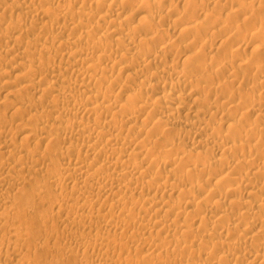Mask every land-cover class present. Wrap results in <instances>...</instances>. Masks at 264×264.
<instances>
[{
	"label": "bare ground",
	"instance_id": "6f19581e",
	"mask_svg": "<svg viewBox=\"0 0 264 264\" xmlns=\"http://www.w3.org/2000/svg\"><path fill=\"white\" fill-rule=\"evenodd\" d=\"M0 1L3 2L2 0ZM16 1L17 0H15V3H13L14 1H12V4L10 3L11 5L8 7L9 9L6 8V10L8 11L22 10V8L24 9V7L28 5V1L30 0H22L24 1V3L23 2L20 3V1L18 2ZM49 1H52V0H49ZM49 1L47 2V6L45 5L46 9L47 7L49 8L50 6ZM71 1L72 0H70L69 3ZM76 1L78 3V0ZM86 1H88L87 2L88 5L92 4V3H89V0H85V1L82 0L83 3L81 2L82 4H80V7L78 9L76 8L77 13L76 11L75 12L71 11L72 8L70 7L67 10H65L64 13H62L63 11L62 8L64 7L63 9H66L68 7V4H66L67 5L66 7L65 4L64 6H62V4L64 3L63 1H59V2H63L60 5H59V2H56V4L58 3L57 8H60L58 6H61L60 9L62 11H60L59 9L60 11L59 13L63 15H60L59 13H57L59 14V16H57L56 15V12H58V9H57L56 12L54 11L55 16H56L55 18H53L54 16H51L53 10L50 9L47 11L44 7H41L44 5H41L40 7H36V5L34 7L32 5L33 8H31V10L33 9L32 12L35 13L34 17L36 18H34L35 21L33 22L32 20L30 21L28 19L30 21L29 24L32 23L28 26L33 25L34 27H36L38 26V24H41L44 29L42 28L43 30H41L40 32H45V30H47L48 28H51V29L50 31H46L47 34L45 35H43L44 33L43 34L41 33L42 35L40 33H37L39 35L38 36L35 35L36 38L33 36L35 39L33 40V42H31L32 43L31 46L29 43L24 48V45L21 44L22 42L20 44L23 45L24 52H26L27 50L31 52V49H32L34 53L36 52L35 55L33 56H36V54L42 55L43 57L47 56V60L48 61L49 59L52 60L54 66L50 67L51 65L50 66L48 65V67L50 68L47 67L44 69V67L41 68L42 66H44V64L43 65L40 64L41 67L38 68L37 67L38 65H35L34 64L35 62L31 61L32 59H30V61L33 63L31 62L26 63V62L19 61L20 62V63L18 62L19 67L17 68L24 69L25 71V72L19 71V73L16 72L17 74L15 73L16 74L15 78L17 77L16 81L17 80L19 81V83L17 82L16 83L19 85H17L14 82L15 85L14 84L9 85L10 87L7 86L9 87L7 88L9 90H8V93L6 94V98H8L10 95L9 99L11 98L12 95H15V96L17 95L16 97L18 98L19 97L18 94L26 90H29V91L33 90V92L39 93L38 99H36L37 101L35 100V102H32L31 104L30 102L32 99L28 96L29 99L26 101H30V102L27 103L28 104L27 106L25 105L26 101H24V99H21V97H19L24 102L20 101L19 98L18 100L24 103L25 106L22 107L21 105L20 107L14 106V107L9 108L11 109V113L14 112L15 115H17V113H24V114H21L24 116H26L25 114H28V116L30 115L29 117L28 116L27 117L30 119L32 118L31 120L35 119V122H39L37 123V126L39 124V127H35V125H33L34 127L28 126L27 123L30 119L27 118L26 119L27 121L25 120L27 123L24 122L26 124L21 123L18 125V122H19L18 120L16 124L19 130L14 132L15 128L14 130H11V127H8L10 126V123H8L7 118L5 116L3 117L2 115H0L1 116L0 118H4V119H0V151L1 152L3 151L2 154L6 153L13 159V160H9V159H5V157L4 158L0 157V189L4 188V186L5 187L7 186L9 187L10 190L15 191V189H17L21 185L23 186L25 184V181H28L30 179L27 176L28 171L29 172L30 170L31 172L32 170L34 172L36 170L38 171V169H41V168L38 167L36 169V166L40 164H44L49 160L50 162H48L49 164L48 170L49 169L54 170V167H55V171L52 170V172H48V173H46L45 171L43 172L44 174L46 173V175L48 174L47 180L49 181L50 184H54L55 186H57L56 187L57 190H55V192H52L53 193L52 195V193L50 194L49 190L45 189L47 188L46 186L44 187V189H36L38 190L36 192H34L35 187L33 186L32 195H35V198H34L35 200L31 198L33 197L32 195L28 196L30 197L29 201L30 199L33 200V204L38 203L40 201L41 202L44 201L43 203L45 206V204L51 201L50 205L48 204L49 208L46 207L49 210L45 212V214L41 217L42 220H40V218L37 217L40 223L39 230L36 228L37 231H40V228L43 227L44 232H47V235H48V236L46 235L48 239L46 238V236L43 237L46 239H43L42 244L40 243V241H38V243L36 241V239L38 238L41 240L42 235L39 236V234L34 233L36 231V229H34L36 225L32 221L30 223V219L32 217H30V219L28 217L26 218L25 216L19 214V213H22V211H20L21 209L20 210L18 209L20 211L19 213L17 212L16 209H14V206L16 204L12 206L13 205L12 203L20 201V198L22 199L23 196L24 197H27V196L24 194H21L22 196L21 197L19 195L20 193L14 194L13 196L12 195L9 196L11 192L9 194L7 193V195L0 193V208H2V210H0V234H1L0 236L2 237V239L0 238L1 239L0 264H39V263L45 264L46 262L45 259L49 258L50 256H51L50 258L52 259L51 261L46 262V263L49 262L48 264H63L65 262L68 263L69 261L68 258H70V260L72 259L73 263L78 261L77 262L78 264H171L172 262L175 264V261L177 263V259L179 260L178 257L182 258L181 257L182 253L180 249L183 243L185 244L186 242H188L186 245H190L189 243L193 242L191 240L195 241V239L193 238V233L197 234V232L196 231L193 232V231L197 227L193 228V226H190V225H193L194 222L197 221V219L199 218L198 216L200 215L199 213L202 210L203 212H206L205 210L207 209L208 210L213 209V211L214 209L217 210L216 212H214V215L212 217H209L208 216L209 214L207 215L209 211H207L206 214L204 213L206 219H204L203 222L207 221L206 223L204 222L205 223L204 225H206L207 223H209L208 225L211 224L212 225L211 231L212 230H215V231L224 230L227 236L230 235L231 233L242 231L241 240L242 239H244L245 241L247 240L250 244L248 248L243 244V241L228 242V239L226 236L225 240L222 239L221 242H218L220 243L218 245L224 246V248L225 246L228 247L227 249H230V250L227 252V254L231 250L232 251L226 256H223L222 254L221 256L223 257L221 256L219 257V259L222 260L221 261L222 263L234 262V264H264V251L261 250V248L264 249V230H261V231L258 230V232L254 231L258 224H260L261 227L263 226L262 229L264 228V215H262L264 211V210L262 211V209L264 208V192H262L260 195L259 191H262V190L256 191L250 188L253 185V181L255 180L252 177L255 176L254 178H257L256 180H258V177L260 175L263 177V178L261 177L262 180L264 179V146H261L264 144L262 140L263 138H259V140L261 139L260 142L261 141L263 142V144H260V146L263 147L261 149H259L260 147L258 145V141L256 142L254 140L255 139L254 135L255 137L258 134L264 135V126H262V123L259 124V122H262V120L264 121V110H263L264 109V94L261 95V93L264 92L263 91L264 85L262 84L264 83V70H262L261 68L262 62L259 63L260 61H258V65H255V62H257V59L254 56L255 53L257 55V58H258V53L264 54V47H261L262 45H259L261 42L258 44V46L256 44L257 41L261 40L262 38L264 39V32H263L264 27L262 26L263 29H260V30L257 28L260 25H264L263 24L264 19L262 18L263 22H261L259 21V18L261 16L260 17L257 16V18L255 17V19L256 20L258 19L259 23L261 22V24L257 25L258 21H254V23L257 22L256 23L257 26H255L254 23L252 25V22H253L252 20L251 26H249V28L251 29L255 28V30L257 28L258 30L252 32L254 29L252 31L251 29H249L250 31L248 32L247 24L251 20L249 21L247 20L248 18H252V17L246 16L248 12L252 16L258 15V13L256 14V11H254V13L252 11L251 12L249 11L250 10L249 8L251 6L255 7V0L254 2L251 0L253 2V3L250 2L251 5L248 4L249 2L247 4L245 3V1L247 0H245L244 2H241V0H224V2H226L225 5L221 4L223 0H207V1L204 0V2H202L203 0L202 1L197 0V2L198 1L199 2L201 1V2L199 4L197 3L198 6L196 5L197 7L196 6H195L196 8L194 7L195 10L189 9V11H186L188 16L190 15L189 13L191 12H192L191 15H193V12L195 15V12H196L197 16H201V15L213 16L212 12L213 11L215 12L216 10L214 9H217L216 7L218 6V10H219V7L222 8L223 10L224 9L226 11L228 10V12L226 13L227 14L229 13V15L227 16L226 14V17H224L226 20L227 18H230V15H232V17L233 15H237V17L245 16V18H247L246 21L248 22L245 25V28L247 27L246 31L249 33L246 35L244 34L245 28L244 30L241 28L242 30L237 29L235 32H231L233 31L231 29L234 26L228 29L229 26L227 28V25H225L226 22L227 24L230 25L231 23L235 21V19L237 20V17L233 20V22L228 23V21H230L229 19L228 21L224 20L225 22H222L224 18H221L220 17L221 15H216L217 17L219 16L218 19L215 17L217 19V21L215 22V24H217L216 27L212 26L211 23H210L211 26L210 25L208 26L206 24L208 23L207 21L206 23H201V22H204V20L198 22V18L199 19L201 18V17H198L194 19V20H197V22L199 23V29H197V26H194V25H198V24H195L196 22L194 23L193 21L194 23L193 25L192 20H191L192 18H195L197 16L195 17L189 16L191 19L185 16L188 20L185 19L184 17H181L183 16L182 14L180 17H177L179 14L180 8L178 9L179 10L178 13L174 11V8H173L172 10L174 11V14H175L173 16H176L177 18L170 16L171 18H174V19H172L171 21L172 27L169 28L170 27L169 26L168 27L169 29L168 30L166 29L169 35V36L166 35V37L170 38L172 35H174L176 31L178 32V35L179 34L184 35L187 38L192 37L191 38L192 40L189 42H187L189 39L185 40L187 43L183 47L185 48L188 47L187 49L191 47L194 49V47L192 46H196L198 47V50H199V46H197L198 43L200 42L201 44L202 42L205 41V40L203 41L204 33H202L203 35L200 34L199 32L200 29H204L205 32L213 30L211 31L212 33L210 32L211 34L217 33L218 31H223L224 35L222 36V38L219 39L217 46L215 45L216 49L214 52H212L213 50L210 51L208 49H206L205 52L202 50L201 53L198 52L197 54L193 52L194 53V54L192 53L193 56L192 54L190 56L188 55L189 57L185 58L182 62L181 61L179 62L180 65L177 62L176 63L178 65L177 64L173 65V63L169 62L171 63V65L169 64L168 66L170 67L168 68H165V67L163 68L161 66L164 65L167 67V65H165V63H162V61L163 59L166 58L165 55H167V53L170 52L172 48H175L171 44L173 39L172 40L170 39L171 42H169L168 44L166 43L167 46L164 43L163 44L165 46L162 45V43H160L161 47L159 46L160 47L159 50H156L157 48H155V50L152 49V46H151V49H149L146 46L148 49L146 50V47H145L146 51H143L145 53L141 52L144 46L146 45V44L143 45V43L145 42L142 43V46H143V47L141 46L142 50L140 49L141 47H137V45H139L143 41V39L141 40V42H140V39L138 40V42L136 41L138 36H141L138 34L142 32L141 30L143 29L146 30V27H148V25L152 23L151 21L152 19H150L151 17L149 18V16L146 17L147 15L145 16L142 15L144 16L142 20V24L138 20V22H140V23L136 22L138 25L133 23L131 19L133 20V18L134 17L137 18V16L139 18H142L140 17L141 15L139 14L141 12L140 10L143 9L142 11H144V8H146L147 6L144 8L141 7V9L138 8L140 12L136 8L135 9L137 11L133 8L136 12H132L131 15L128 13L129 15H126L127 17L124 20H121L120 19L121 17H119L121 15L119 14L120 12H122L121 9L124 8V6L121 3L113 4V0H111L112 4L110 3V1L107 2V0H101V1L97 0V2L93 0V2H96L97 6L99 5L98 8H100V6L107 8L105 13L102 12L103 14H101L99 12L100 10L98 9L99 11L97 13H100V15H98L97 18L99 20L94 23L93 22L94 20L91 19V17L94 15L93 14L94 9H92L93 11L90 10L91 12H89L85 8V5L87 3H84V2ZM158 1L160 2V0ZM260 1L264 2V0L263 1L260 0ZM32 2H35V0ZM129 2H132V0L131 1L129 0ZM151 2H148L150 6L153 3ZM171 2H174V1L171 0ZM184 2L186 3V6H187V3L189 2L194 3V1L192 2L191 0H185L183 1V3ZM123 3L125 4L124 1ZM155 3H153L152 5H154ZM161 3L163 2L161 1ZM234 3H236V5L237 3L239 4L237 5L239 6V9H233L234 7H236L235 5H233ZM211 4L215 6V8L212 11H210V9H212L210 8ZM95 5L93 3L94 8H95ZM129 5H132V3H130ZM192 5L194 4H191V6ZM221 5H224V6L222 7ZM156 6L158 8L159 3H157L155 7ZM173 6H174V3H173ZM178 6L179 5H177L176 8H178ZM27 7L30 9L29 6ZM89 7L90 5L87 8ZM188 7H189V4H188ZM258 7H255V9ZM91 8H92V5H91ZM53 9L56 10L54 6H53ZM148 9H150V7H148ZM168 9H170V7ZM28 10L27 11L23 10L25 15L28 14L25 12H29V11L31 12V10L29 11ZM151 10H153V7L151 8ZM251 10H254V9H251ZM50 11H51L50 16L53 20L49 22L48 21L43 22V20L41 19H45V20L49 19L46 17L45 14H47ZM137 12L139 13L137 14ZM160 12H159L160 15L158 14L157 15L159 16V18H163L164 20L166 16H167L166 18H168L170 15L168 11L166 12L160 11ZM171 13L173 12L171 11ZM30 14L31 13H29V15ZM75 14H78V15H75ZM29 15H27L28 18H29ZM40 15L45 16L46 18L40 17L39 19L38 16ZM154 16L158 18L156 14ZM31 17L33 18V16ZM209 18L210 20H212L211 17ZM215 18H213L214 21H215ZM1 19L2 18H0V21L4 20V19L2 20ZM89 19H91L93 23H90ZM129 20L134 25L132 24V26H130V23H127ZM207 20H208V17H207ZM218 20H220L219 23H218ZM244 20H242V22ZM101 21H104V22L108 21L109 24L107 25L109 26L107 27L105 25H102V23L104 24V22H101ZM9 22H12V21H9ZM155 22H157V20ZM236 22H234L233 25ZM242 22L240 21L238 23H242ZM17 23L18 25H16ZM17 23L15 25L13 24L14 27L13 28L11 27L12 30L8 28V31L10 30L9 32H5L4 30H2L4 32L3 33L1 31L2 34L0 35V40H3V41L5 40V44L7 43L9 44V42L6 43V40L15 41V42H19L21 40L23 41L25 40L24 39L25 37L27 38V32L29 30H30L29 32H33L31 31V29L29 30L27 29L26 30L27 32L24 30L22 31V29H24V25L22 26V22H20L21 25H19L18 20H17ZM23 24L27 25L28 23H23ZM152 24L149 27H152ZM157 24L158 23H156V26H158ZM218 24L221 25L220 26L221 28H217ZM241 25H243L242 27H244V23ZM9 26H11V24ZM104 26L107 27V29L104 30ZM149 27L147 30L151 33L152 30L150 31ZM236 27H239V26H236ZM109 28L112 33L116 31L118 32V30L121 31V29L126 30L127 33L124 35H120L116 32L117 35H120V36H117L116 38H113L112 36L113 39H111V37L106 32V30H109ZM215 28H217L216 29V31L218 30L217 32L214 31ZM150 29H155L156 31L155 27L150 28ZM21 31L25 33H22ZM146 31L144 32L146 33ZM19 32L22 34H20ZM68 32H69V35L71 34L74 36L70 37L68 35ZM157 32L159 33L160 31H158L157 29ZM240 32H244L243 35H241ZM17 33L19 34L17 35ZM34 33H31V34L33 35ZM153 33H151L152 35L149 33H146V34L151 35V37L149 36L147 40H144L146 41V43L152 44V42L156 41L155 43L157 46V45H160L157 42L169 41L166 39L163 40L164 38L161 39L162 37L159 36L160 33L159 34L156 33L157 35H153ZM219 33L222 35L221 32H218V34ZM162 34L163 33H161L160 35ZM211 34L210 36H212ZM174 36H172V38H174ZM184 36L181 39L183 41L185 39ZM163 37L165 36L163 35ZM212 37H215V38L213 39L211 37H208V38L210 39V42L214 44L215 43L214 41L215 40L218 41V39L216 38L217 36L214 34ZM207 39H206V42L209 41V39L208 40ZM230 39H233V40L236 39L237 41H233V42L234 43L237 42L236 45L239 44V47L236 46L234 48L231 47L232 49L229 48L230 51L232 50L231 52L227 50L229 46L228 42L231 41ZM46 40H49L53 43H55V41L58 42L59 47L52 49V47L48 46V44L43 45L42 48L39 47V45L42 46V44H37V43L46 42ZM176 41H177V38H176ZM2 42L0 41V43ZM26 42L28 43V41ZM177 42L179 43V40ZM250 43L251 45L253 43L256 44L255 47H253L254 54L251 53L252 50L250 52L251 54H253L254 57L251 56L252 59H247L248 57L245 56L246 57L245 59L242 56L244 58L243 59L241 57V55H243L242 47L248 46ZM204 44L205 43L202 44L200 51L201 49L204 48L203 47ZM262 44H264V42ZM21 45H19V43L13 45V47L11 48V52L13 53L17 52L19 54L21 51V47H22ZM35 45L40 48L38 51L34 47ZM232 45L234 44L232 43ZM54 46L55 45L53 44V47ZM136 47L139 48L140 50L138 49H136L138 51L132 50V49H135ZM175 49H173V52ZM221 49H226L227 52H230L231 57L229 56L230 59L227 60L228 58L227 55L230 53L227 54L226 51L223 50V52L225 51V54L222 52L224 54L223 55L224 59L221 58L222 62L220 63L222 64H220L219 62H215V64L218 65V66H215V68L217 67L215 70L214 66L212 67L211 63L213 60L216 59L217 55L220 56L219 53H221ZM130 50H132V52ZM191 50L192 49H190L189 51ZM240 51H241V54H240ZM26 53L23 57L25 56L27 57L28 55L32 54V52L28 55H26ZM222 53L220 57H222ZM14 54L11 56H14L15 58H17L16 54L15 55ZM116 54L118 55L117 56L118 59H120L119 57L124 58L125 62L122 63L123 61L122 62L120 61L121 63H119L118 62L119 60L118 61L117 59L115 60L114 55ZM7 55H9V53ZM39 55L37 58H39ZM169 55H172V54H168V56ZM175 56H177V54ZM219 58L217 59V61H220ZM225 59L226 61L224 62L223 60ZM255 59L256 61L253 62V60ZM259 59L260 58H258V60ZM41 60L42 58L40 57V61ZM44 60L45 58L42 61ZM206 61H209V62L207 63ZM0 62L1 63L9 62L10 64L15 65V62L17 61L16 59L14 61V59H10L8 58V56L7 58H5L4 56V59H2V61ZM27 62H29V60ZM235 63L239 64L238 66L241 69L245 68L244 72L248 70L245 73L246 75L247 73L250 72V70H254L253 71L254 75H252L253 73L252 71H251V75L252 77L254 76L253 78L255 80H253V78L249 75L250 73L248 74L249 78H247L244 75V73H241L238 71L239 70L238 68H237L238 70H236L235 68L237 67V65ZM146 64H149L150 67L152 66L154 70L152 71L151 69V71H146L145 68H143L144 66H147ZM137 65L142 66V67L138 68ZM259 65L261 66L257 67ZM135 67L137 68L135 69ZM231 69L232 71L230 72ZM0 70H1V67H0ZM34 70L37 71L36 73L40 74V77H42L41 75H43L47 81L45 80L46 82L42 83L44 80H42V82L40 80V82L37 81L36 83L33 80L34 79L33 77H32L33 81L30 80L31 79L30 74L33 73ZM224 71L225 73L229 71L230 74L232 73L233 74L231 76H226L224 78L220 74V72H223L222 74L223 76H225ZM69 72L71 74H68ZM109 72H112V73L109 74ZM36 73L34 72V74ZM6 74H7V71L3 70L2 68V71H0V81L4 80L3 82L5 83L4 86L6 84L8 85L9 83L10 84L13 83V81H7L8 79L5 80L7 76ZM123 76H125V79H126L125 81H123V78H124ZM244 76L247 78V82L249 81L248 79H250L251 81V78L255 82V83L252 82V84H249L248 82V84L246 83L247 86L253 85V83L256 89L259 84L260 86H262L261 87L262 91L259 93L260 95L253 94L254 93L253 91L255 90V88H253L254 86H252L253 89L251 90L253 92L251 94L252 96H250V94H246V91L247 90L250 91L251 87L248 86L250 88L249 89L247 86H245L248 89L244 91L245 87L243 85L242 86L244 88L242 91L244 93H242L241 91L240 92L242 94L239 92L241 95L237 94L238 92L236 93L237 88L235 87V84L238 81H242ZM28 77L30 79H28ZM50 77L55 78L56 81L55 80L49 81L48 79ZM219 78H220V81L217 82L216 79H219ZM131 80L135 82L136 85H138L136 86L137 88L139 87L138 89L132 87L133 85L132 86L130 85V83H133L131 82ZM215 81L217 83H215ZM21 84H23L22 87H20ZM162 85H167L168 87L164 88V86L162 87ZM18 87L20 89H18ZM229 87H232V88L235 87V89H233L235 93L233 92L232 94H227V91L225 90H227ZM240 88H241V85H240ZM2 90L3 89L0 87V93ZM238 90L239 89H237V91ZM203 91L208 93V94L203 93L202 95H200L201 97L204 96L203 97L204 100L207 95L213 97L214 99L213 101L208 103L207 102V100L209 99L208 98L205 100L207 102L206 103L201 98L202 100H200V103L202 104L203 102V106H206V107L203 110L201 109L200 111L198 110V108L196 109L194 107L200 104V103L196 104L198 102L197 95ZM29 93H31V91ZM37 93H36V96H37ZM33 95H30V96H32L33 98ZM245 95L246 96L249 95L247 96L248 98ZM15 96L13 97L15 98ZM242 96L245 98L243 99ZM45 97H50V101H48L49 102L48 105L47 104L45 105V107L46 106L47 107L45 109L43 108V110H41V108L40 110L37 109V106H39L38 104L39 103L42 104V102L45 101L44 99ZM236 99L238 100V102L234 104L236 102ZM210 100L211 99H209V101ZM20 102L18 103L19 105L22 104ZM4 104L6 105L5 102L3 103V105ZM8 104H9V101H8ZM1 105L2 104L0 103V106ZM5 105H4V108H5ZM222 106L224 107L227 106L228 107L227 109L230 108L233 111L239 110L240 113L241 111H243V113H241L240 116L237 113L239 117L236 119L237 115L236 116L231 115V114L235 115L236 113L233 112L230 115H228L227 113L225 114L223 112V109L220 110ZM4 110H6V108ZM229 111L231 112V110ZM180 112H185L186 116L189 115L190 117H188V119H185V120H178L179 118L177 117L178 118L177 119L176 115L179 114ZM3 113H8V112L3 111ZM216 113H220V118L222 121V124H221V121L220 122L218 121V126L221 127L223 123H225L228 129L230 128L229 130L231 129L236 130V136H234L233 130H232L233 134L230 132L224 133V130H222L223 129L222 127L221 128L213 127L215 123H213L214 125L212 124L213 126H211L205 120V118H203V116L205 117L206 115H210L212 117ZM248 114H251L252 117L255 115L254 117L255 119L253 118V122H251V124H250V121L252 120H249V122L246 123L247 125H245L244 123V126H242L243 122L246 120L245 119L247 117L246 115ZM15 115H13L12 117H14ZM18 116H19L18 118L14 117V119L12 118L11 119L15 121V119L17 120L20 118V115ZM201 116L203 119H200ZM252 117L249 116L250 119H252ZM60 118H65V119L62 120ZM23 119L24 118H22V120ZM214 119L215 118H213L212 121ZM22 120H20V122L24 121ZM31 120L29 122H31ZM9 121L13 123V121H11L10 118H9ZM214 121H217V120L215 119ZM241 121L243 122L241 123ZM248 125L252 127L251 128L248 127V129L247 128L245 129L244 127ZM259 125L262 126L263 128L262 129L259 128ZM175 128H178L177 129L178 131L180 129L181 131L179 132L180 136H181V133L182 134L184 133L183 137L181 136L182 139H180V141H182L185 138L184 136H186L188 138L187 140H189V138L193 140V144H194V140H196L195 141L196 144H194V146L197 145V143H199L200 146L202 144L204 147H208L211 150L213 149L212 150L213 153L215 152L214 150L220 151L221 152L220 157H218L217 155L214 156V154L211 153L212 151L210 152V149H209V152L213 156L208 157L206 159V163H203L205 156L208 155L209 153V152L207 153L208 148L205 149L206 150V155H205L204 154L205 152L204 153L197 152L198 147L197 148L190 147V148H187L186 150L184 147L180 145H176L177 143L174 141L176 139L173 140V138L172 140L175 142V144L173 142L169 144V142H167L168 140L167 137H165L163 134L168 136L169 134L167 133H169L170 130L175 129ZM57 130H59V132L61 131V133H58ZM159 130L160 131L162 130V132H159ZM177 130L172 131L173 133L175 132L174 135L175 134L177 135ZM51 131L52 133H54L53 131H57V134L55 133V136H54L50 134ZM16 134L17 135L19 134V136L21 135L23 139L22 142L24 141V144H21L20 146L16 145L17 147H15V144H17L15 142L17 141L16 140L13 141L12 139L14 136H16ZM198 134L199 136L201 134V136L196 137V135ZM154 135L156 136V138L163 136L162 140L160 138L159 140L158 138L156 140ZM163 138L167 139L166 140L167 144H163V145H166L164 146V149H165L164 151L167 150V152H165L166 156H163V155L162 157H160L161 155L156 156L155 154L157 153V150H158L156 145L158 143L162 144L161 142L164 141ZM75 139L78 141V143L74 145L73 143L70 144L71 141ZM252 139L255 142H253V145H250V143L252 144L251 142ZM35 141L37 142V146H39L41 143L43 144L47 142L46 145L43 144V146L45 147L48 146L47 144L51 145L52 143H56L57 146L55 147H58L59 144H57V142H62L65 145V147H64V150L62 149L63 151L61 150V153L59 152L57 153L56 152L57 148L54 147L56 149L55 152L57 153L56 156L60 154V157L58 155L60 159L57 160L56 156L53 157L51 152H48V153L46 152L47 153V154L45 153L46 155L42 154V152L39 150L40 149L39 147L34 150L29 151V149L31 148L27 149L28 147L27 144H29L30 142L35 143ZM12 142H14V146ZM255 143H257V145H255ZM182 145H185V142ZM82 151L84 153L83 157L80 155ZM242 151L244 155L243 153H241ZM195 153L201 154V157L204 155V158L202 157V159L198 157L197 155L198 157L197 160L199 159V162H202L200 163V166L202 167L200 169L197 167L199 171L197 169L194 170V172L196 171L195 172L196 174L194 173L195 175H197V171H198L199 175L200 173L203 175H207L206 178L210 180L212 178L210 177L211 174H214L216 171L215 168H213L215 171L214 172L212 171L213 173L211 172L210 164L212 165L218 164L219 167L220 165H222L221 167L225 165L223 168L226 167L228 169V171L225 172L226 174H222V173L218 174L219 172L224 173V171H221L223 168L221 169L218 167L219 172H217L216 174V179H215L216 186L215 187L214 186L205 187L204 185H206L207 183L204 184L202 183L203 181H201L204 177L199 180V182L201 181L202 184L201 183L199 184L198 180L196 184L194 183L195 185L192 183L193 181L191 182V179L193 178L194 180L195 177L193 176L190 179L191 175L193 174L190 172L191 171L190 169L188 172V167H190L191 165L193 166L196 163V160H195L196 156L194 159ZM49 154H51L53 159L55 158L57 161L56 162L55 160L53 161L50 158L51 156L47 157V155ZM161 154H163V151ZM238 154L241 155L240 156L241 158L243 155V158L240 159L237 156ZM9 156L7 157L10 158ZM256 159L262 160V163H263V164L261 163L262 166H256V164H258L255 162ZM233 162H236V163L233 164ZM207 163L209 164V167L207 166ZM48 164H46V166H48ZM198 165L199 163L197 162L196 166ZM238 165L239 166L245 165L249 167L248 168L249 170L248 171L246 170L247 173L246 171L244 172L245 166L243 167V169H241L243 170V173L245 174L243 175V177L240 176L236 178L237 176H235L234 179L237 183L235 186H232V184L231 186L229 184V187L227 185H224L225 182L228 183V181H230V179H232L234 175L236 174L242 175V173L235 172V169L238 170L239 168ZM158 166L160 168L162 167V169L164 168L165 170H167L165 175H164V171L161 172L162 169L159 170L160 172L153 171V169L155 170V168H157ZM242 166L240 167L242 168ZM178 167L182 170V172H184V170H187L188 173L186 172V175L185 173H183L182 175V173L180 172L181 174L180 175L179 174L180 170L179 171L177 170L179 169ZM24 169H27L26 171L27 173L25 172V175L23 173ZM48 170L46 169V171ZM37 171L35 172V174L37 173ZM239 171H240V168H239ZM208 175L210 178L208 177ZM256 175L258 177H256ZM25 176H27L28 180L26 179ZM197 176L196 178H198ZM31 179H34V177ZM38 179L40 178L37 177V180ZM43 179L45 180L44 177ZM43 179H40V181ZM160 179H162V181ZM37 180L33 181L32 184L36 182L34 183V185H37ZM262 180H260L259 183H262L261 182ZM43 182L44 181H42L40 184L38 183V185L43 184ZM70 182H71V185L68 184ZM26 183L29 184L30 182H26ZM251 183L252 185H250ZM186 184H189L190 186L187 187ZM262 184L263 185L261 186V189L264 186V182ZM44 185H47V183H45ZM37 186L36 188H38ZM259 186L260 185L258 186L256 185V187L258 188ZM7 187L5 189H7ZM252 187L254 188V186ZM208 188H211V189L208 190ZM2 190L3 189H1V191ZM45 190L48 192L46 193ZM241 191L242 192L246 191L249 196H257V197L259 196L260 198L259 202L257 201L253 203V202L246 201L245 198H243V196L239 194L241 193ZM205 192L210 195L209 198L208 196H206L208 194H206L204 198L201 196L200 197L201 199H200L199 195L204 194ZM174 193H177L179 196H181L184 199L178 200V202L176 203H175V200L174 202H168L167 197H169L170 195L172 196V194ZM237 194L238 196L240 195L243 199H240V196H239V200L237 197H236L237 200H233L235 199V196ZM18 195L20 196V198ZM47 196H50V197L52 196L53 201L50 200L47 203H45L47 201V200L45 201V198ZM220 196L225 197V199L227 198L226 200H228V197L230 198L234 196V198L231 200L232 203H228L230 204V206L232 205V207L229 206L227 208L228 206V205L226 206L227 203L224 204V202L215 201L217 198L215 200H211L212 197L215 198V197H220ZM36 199L38 201H36ZM178 199L180 198L178 197ZM29 201L28 202L25 201L26 204L30 205L32 203V201L30 203ZM25 202L24 203L22 202L23 204L19 202L21 203V206H18V204L16 206L20 208L21 207L24 208L23 206L25 205ZM229 202H230V199H229ZM43 203H41V205ZM189 204H191L192 209L188 207ZM235 205H236V208L241 207L242 209H244V210H242L241 208L239 209L240 211L242 210L241 211L242 213L236 215L233 212L234 211L233 207ZM26 207H29V206H26ZM38 208H40L39 203H38ZM27 209L29 210L28 212L31 211V214H32V215L30 214L31 216H33V213L36 214L37 212L42 210V209L40 210L38 209L39 211L37 210V212L36 210H34V212L32 213V209L26 208V210ZM218 210L223 212V214L219 217L217 216L219 215L217 214ZM38 215H41V214L39 213ZM201 215H202V212H201ZM201 215L200 217L202 218ZM206 215L209 217L208 220H207ZM35 216L36 215H34V217ZM246 217L251 219L252 222L249 223L248 219L244 220L245 222L247 221L248 223L242 222L243 221L242 219ZM37 218H33V219H36V222H37ZM201 218H200V221H201ZM180 219L182 220L180 221ZM210 219H212V221ZM225 219L226 220L236 219L237 221H240V222H238V224L233 225L232 227L226 228L225 226L226 223L224 221ZM53 222L55 223V225L57 223L58 229L54 228ZM179 222H182V223L180 224ZM203 222H200L201 227L203 226L205 228L206 226L202 225ZM17 223L24 226V230L21 226V229L23 231L20 228H19L20 230L18 229L20 225L16 226ZM31 224H34V228L32 227ZM48 227H50V229H48ZM59 227H62V229H60ZM201 227L199 225L198 231L199 229L201 230ZM206 228L208 229L209 226H207ZM33 229H34V232L32 231ZM47 229L49 232L46 231ZM93 229L96 230L95 232L96 234L94 233V235H93V232L91 233ZM119 230L120 232L117 233V231ZM177 231H182L180 233L181 235L180 236L178 235L180 238L178 236L177 238L175 234H173ZM203 231L205 230L203 229ZM221 231H219V233ZM86 232H90V234H92L93 236L86 238V235H85ZM199 232H198L199 236L200 234H203L202 231H199ZM205 232L203 235H205ZM44 234L45 233H43V235ZM87 234L90 235L89 233ZM220 234L219 236H222V234L221 235ZM173 235L176 238L173 237ZM202 236H200L201 238L199 237L200 240H197L199 238L196 237V241H201V239H204ZM207 236H206V239H207ZM211 236L212 235H210L209 237ZM216 236L219 237L218 235ZM188 237H190V239L191 238L193 239L189 240ZM186 238H188L190 242ZM211 238H214V240L218 239L213 236ZM220 240L221 239H218V241ZM210 241L211 240H208L207 243L200 242L199 243L200 245L198 246L202 248V246L205 245L204 243H206L205 246H207L208 243L212 244L210 243ZM68 243L72 245L68 246ZM186 245L184 246L185 247L184 251H186L185 250ZM192 246L190 247L187 246L186 252L192 251ZM254 246L259 247V248L261 247V248L260 250L259 249L255 250L256 248ZM196 247L197 246H195L194 250L199 248V247L197 248ZM207 247L211 251L210 245H208ZM204 248L208 249L206 247ZM212 248L214 250V246ZM131 249L135 252V254H133L134 252ZM90 251H92L93 253L95 252L96 256L95 254L93 255L95 256L94 259L91 258L90 254L92 252ZM215 251H217V249ZM179 252H180V255L178 256ZM42 253H45L46 257L44 256L45 254H43L44 257L41 256ZM204 253H207L206 250ZM237 253H240V254L242 253V255L240 254L237 255ZM48 254L50 256L47 257ZM51 254L54 256H52ZM88 254L90 255V257ZM213 254H214V251H213ZM217 254H219V252H217ZM198 256L201 257L200 255ZM206 256H205V259H206ZM42 257L45 262L41 260ZM163 257L164 258L167 257L168 259L169 258L173 259V261H169L170 259L166 261L165 259V262H164L162 260ZM193 257L188 258L190 260L185 259V261L188 264H197L199 261L202 262V260L196 259L197 257L196 258H193ZM73 259L77 261H73ZM201 259H203L204 261V258L201 257ZM181 261L182 260L180 259V262ZM201 262L198 264H201ZM211 262H212V259H211Z\"/></svg>",
	"mask_w": 264,
	"mask_h": 264
},
{
	"label": "rangeland",
	"instance_id": "374dc122",
	"mask_svg": "<svg viewBox=\"0 0 264 264\" xmlns=\"http://www.w3.org/2000/svg\"><path fill=\"white\" fill-rule=\"evenodd\" d=\"M2 1H3L4 3L0 1V5L2 6V7L0 6V18H2V19H4V20L1 19L2 21H0V28L3 27L4 29H3V28L0 29V35H1L2 32H3L2 30H4L5 32H9L10 30H12L11 27H12V28L14 27V25L17 23V20L19 21V25H21L20 22H22V26L24 25V29H22V31H23V30L26 31L27 29H28V30L31 29V31H33V32H29V31H30V30H29V31H28L29 33L26 31V32H27V38L25 37L24 39H25L26 41H28V43H27L25 40H23V41L21 40V41H19V42H15V41H7V40H6V43L9 42V44H8V43L5 44V40H4V41H3V40H0L1 42L3 41L2 43H0V46H1V47H0V61H2V59H4V56H5V58H7V56H8V58H10V59H14V61H15V59H16V61H17V62H15V65H14V64H13V65L10 64L9 62H8V63H3V62L1 63V62H0V67H1V70H0V71H2V68H3V70L7 71V74H6V75L8 76V78H7V76H6L5 80L8 79L7 81H13V83H11V84L9 83L8 85L6 84L5 86H4L5 83H3L4 80H3V81L1 80L2 82L0 81V87L3 89V90H2L3 92L1 91V93H0V103L3 105V103L5 102L6 105H7V104H8V101H9V104L7 105L8 108H7L6 105L4 104L6 110H4V109H5V108H4V105H3V106H2V105L0 106V110L2 111V112L0 111V112H1L0 115H2L3 117L5 116V117L7 118L8 123H10V126H8V127H11V130H14V128H15L14 132H16L17 130H19L18 127H17V124H16V123L18 122V120H19V122H18V125H19V124H21V123L26 122V121H27L26 119H27L30 115H29V116H28V114H25L26 116L21 115V114H24V113H17V115H15L14 112L11 113V109H9V108L14 107V106H19V107H20L21 105H22V107H24L25 105L27 106V105H28L27 103H29L30 101H26V100H28L29 97L32 99V100L30 99V100H31L30 104H31L32 102H35V100L38 99V96H39V95H38L39 93L36 92V93H37V96H36V93L33 92V90H30L32 94L29 93V92H30L29 90L23 91V92H25L27 95H26L25 93H23V92L20 93V94H18V96L21 97V99H24V101H26L25 105H24V103H22V102H24V101H22L19 97H18V98H19L20 101H22V102H20V101L18 100V98L16 97L17 95H16V96H15V95H12L10 99H9L10 95H9V97H8V95H7L8 98H6V94L8 93V90H9V89H7V88L10 87L9 85H13V84L15 85L16 82L19 83L18 80L16 81V78H17V77L15 78V75H16L17 73H19V71H20V72H22V71L25 72L24 69H21V68L19 69V68H17V67H19V63H20V62L30 63L31 61H34V62H35L34 64H35V65H38V66H37L38 68H40L41 65L44 64V66L41 67V68L44 67V69L47 68L48 65H49V66L51 65L50 67H53V66H54L52 60H50V59H49V61L47 60V56H44V57H43L42 55H39V54H36V56H33V55H35L36 52L34 53V51H32V49H31L32 54H30L31 52H29L28 50L26 51V52H28V53H26V52L23 51L24 48H25V46H27V44L30 43V46H31V44H32L31 42H33V40L36 38V36L39 35V34H37V33H40V34H41V33H42V34L44 33L43 35H45V34H47L46 31H50L51 28H48L49 30L47 29V30H45V32H40L41 30L44 29L43 26H42L41 24H38V26H36L37 28L34 27L33 25L28 26V25L32 24V23L29 24V22H30L31 20H32V22L35 21L34 18H36V17H34V14H35V13L32 12L33 9L31 10V8H33V6L35 7V5H36V7H40L41 5H44V6H41V7H44V8L46 9L47 2H48L49 0H41L42 2H41L40 0H35V2H32V1H34V0H30L31 2L28 1V5H27V6L30 7V9L26 6V7H24V9L22 8V10H19V11H18V10H17V11H16V10H15V11H14V10H13V11L10 10L11 12L8 11V10H6V8H8V7L12 4V1H14L13 3H15V0H2ZM18 1H20V3H21V2L24 3V1H22V0H17L16 2H18ZM43 1H44V2H43ZM59 1H63V2H64L65 0H55V1L52 0V1H49V2H50V3H49L50 6H49V8L47 7L46 10L48 11V10L52 9L53 11L51 10V11H52V14H51V11L48 12L49 14L47 13L48 15L45 14L46 17L49 18V19H46V20H45V19H41V20H43V22H44V21H45V22H47V21L49 22V21L53 20V19L51 18V16H54L53 18L56 17L54 11L56 12L57 9H58V12H56V15H57V16H59V14H60V15H63V14H61V13H59V12L63 10L62 13H64V11L67 10L69 7L73 9V10L71 9V11H73V12L76 11V13H77V9L80 7V4L83 3L82 0H78V3H77L76 0H72L70 3H69L70 0H66L64 3H63V2H59ZM73 1H74V2H73ZM75 1H76V2H75ZM83 1H85V0H83ZM90 1H92V2H90ZM95 1L97 2V0H95ZM98 1H99V0H98ZM100 1H101V0H100ZM109 1H110V3L112 2L111 0H107V2H109ZM123 1L125 2V4L123 3ZM126 1H127V0H113V4H117V3L119 4V3H121V4L124 6V8L122 7L123 9H121L122 12H120V14H119V15H121V16H119V17H121V18H120L121 20H124V19L127 17L126 15H129V14L131 15L132 12H136L137 10L139 11L138 8L141 9V7L144 8V7L147 6L146 8H144V11H142L143 9H141V10H140L141 12L139 11L140 13L137 12V14L139 13V14L141 15L140 17H142V18H139V17L137 16V18L134 17L133 20L131 19V21H132L133 23H135L136 25H138L137 23H140V22H141V24H142V20H143V17H144L145 15H147L146 17H148V16H149V18L151 17L150 19H152L151 21H152V23L154 24V25H153L152 23H150V24L148 25V27H149V26L152 24V27H149V30H150V31L152 30L151 33H153V32L155 31V29H150V28H154V27H155V28H156V31L153 33V35H157V34H159V33H160V34L163 33L162 35L159 34V36L162 37L161 39L164 38L163 40H165V39H166V40H169V41H167V42H166V41H163V42H157V43H159V44L162 43V45L165 44V45L167 46V44H168L169 42H171V40L173 39L172 42H173L174 44H173L172 42H171V44H172L175 48L178 46L176 49H175V48H172V47H173V46H172V47H171L172 49L170 50V52H168L167 55H165L166 58L164 57L165 59H163L162 63H165V65H167V67L163 65V66H161V67H163V68H164V67H165V68L170 67V66H168V65H169V64L171 65V63H173V65H175V64H177V63L180 65L179 62H180V61L182 62L185 58L189 57L193 52H195V54H197L198 52L201 53L202 50L205 52L206 49H208V50H210V51L213 50L212 52H214L215 49H216L217 43L219 42V39L222 38V36L224 35V34H223V31H218V30H217L218 32H221L222 35H221L220 33L218 34V32L216 31L217 28H221V27H220L221 25L218 24L217 28L214 29V31H216L217 33H213L214 35L217 36L216 38L218 39V41L215 40V41H214L215 43L213 42L214 44H212V43L210 42V39H209L208 37H211L212 39L215 38V37H212L213 34H211V33H212L211 31H213V30L208 31V32H205L204 29H200V31H199L200 34L204 33V35H203V34H202V35H203V38H204L203 41H204V40H205V41L202 42L201 44H200V42L198 43L197 46H199V50H198V47H196V46H192V47H194V49L191 48V47H189V49H187L188 47H187V48L183 47L187 42H189V41L192 40V39H191L192 37H191V38H187V37L184 36V35H180V34L178 35V32H177V31L174 33L175 36L172 35V34H170V35L174 36V38H172V36H171L170 38H167V37H166V35L169 36L168 33H167V30H168L169 28L172 27V22H171L172 19L177 18V17H180L181 14L183 15V16H181V17H184L185 19H187L185 16H187L189 19H191L189 16H193V17L197 16V15H196V12H195V15H194V12H193V15H191V13H192V12H191V13H189L190 15L188 16V14H187L186 11H189V9L193 10L194 7H195L196 5L198 6V4H199L202 0H201L200 2H199V1L197 2V0H196V1H195V0H191L192 2L194 1V3H190V2H189V3H187V6H186V3H185V2L183 3V1H185V0H172V1H174V2H171V0H164V1H163V0H160V2H159L158 0H154L156 3H155L153 0H147L148 2H151V1H152L153 3H155L154 5H152L153 3L151 2V3H152L151 6H150V4H149L146 0H143V1H142V0H132V2H129V0H128L127 2H126ZM130 1H131V0H130ZM144 1H145L146 3H145ZM157 1H158V2H157ZM161 1H162L163 3H161ZM206 1H207V0H206ZM206 1H205V2H206ZM244 1H245V0H241V2H244ZM252 1L254 2V0H252ZM252 1H251V0H250V1L247 0V1H245V3L247 4V3L249 2L248 4H250V2L253 3ZM257 1H258V0H255V7H258V6L260 7V5H261V7H260V8L258 7V8L255 9L254 6H253V7L251 6L252 8L250 7V8H249V9H250L249 11H250V12L252 11L253 13H254V11H256V14L258 13V15H254V16H252V15H250V13L248 12L246 16H248V17H252V18H248V20H247V18H245V16H241V17L239 16V17H237V15H233V17H232V15H230V18H227V20H226L224 17H226V14H227L226 12H228V10H227V11H226L225 9L223 10V9L220 8V7H219V10H218V6L216 7L217 9H214L215 6H214L213 4H211L212 6L210 5V8H212V9H210V11H212L213 9L216 10V11H215L216 13H215L214 11L212 12V15H213V16H211V15H208V16H207V15H206V16H205V15H204V16L201 15V16H197V17H195V18H192L191 20H192V23H193V21H194V23L196 22L195 24H198V25H194V23H193V25H194V26H197V29H199V23H198V22L203 21V20H204V22H201V23H206V21H207L208 23H206V24H207L208 26H209V25L211 26V24H212V26H215V27H216L217 24H215V22L217 21V19H218V17H219V16L217 17L216 15H221L220 17H221V18H224V19L222 20V22L228 21V19H229L230 21H228V23H229V22H233V20L237 17V20L235 19V21H234V22H236V21H237V22H236L234 25H233L234 22L231 23L230 25L227 24V22L225 23V25H227V28H228V26H229L228 29H230L232 26H234V27L236 28V29H235L234 27H232L231 30H233V31H231V32H235L237 29H238V30H239V29H240V30H242V29L244 30L245 25L248 23L247 21L251 20V21L247 24V27H248V30H247V31L249 32V31H250L249 29H251V28H249V26H251V22H252V20H253L252 25H253L254 21H258V19H257V20L255 19V17L257 18V16H259V17L261 16L260 18L258 17V18H259V21H261V22H263V19H264V12H262V11H264V10H263V9H264V6H263V5H264V2H261L260 0H259L258 2H257ZM262 1H263V0H262ZM45 2H46V3H45ZM51 2H52V3H51ZM56 2H59V5H60L61 3H63L62 6H64V4H65V5L68 4V7H67V5H66L67 8L65 7L66 9H63V8H64V7H63L62 10H61V9H60L61 6H58V7H60V8H57L58 3L56 4ZM81 2H82V3H81ZM87 2H88V1H86V2H84V3H87ZM96 2H93V0H89V3H92V4H89V5H90L89 8H87V7L89 6L88 3L86 4V5H88V6H86V5L84 4V5H85V8H86L89 12L93 11L92 9H94V13H93L94 15L92 14L93 16L91 17V19L94 20V21H93L94 23H95L96 21L99 20V19L97 18L98 15H100V13L103 14L102 12L105 13V11L107 10V8H106V7L104 8L103 6H100V8L103 7L102 9L98 8L99 5L97 6ZM168 2H169V3H168ZM195 2H196V3H195ZM202 2H204V0H203ZM222 2H223V3H222ZM222 2H221V4H224V5H225L226 2H224V0H223ZM1 3H2V4H1ZM10 3H11V4H10ZM20 3H19V4H20ZM30 3H31V4H30ZM32 3H33V4H32ZM34 3H35V4H34ZM38 3H39L40 5H39ZM43 3H44V4H43ZM93 3H94V5L96 4V5H95V8L93 7ZM128 3H129V4L132 3V5H129ZM138 3H139V5H138ZM144 3H145V4H144ZM157 3H159V7H158V8H157L158 5L155 7V5H156ZM160 3H161V4H160ZM170 3H171V4H170ZM173 3H174V6H173ZM178 3H179V4H178ZM197 3H198V4H197ZM259 3H260V4H259ZM261 3H262V4H261ZM78 4H79V5H78ZM111 4H112V3H111ZM126 4H127V5H126ZM135 4H136V5H135ZM148 4H149V5H148ZM184 4H185V5H184ZM188 4H189V7L191 6V4H194V5H192V6L189 8V7H188ZM3 5H4V6H3ZM32 5H33V6H32ZM37 5H38V6H37ZM45 5H46V6H45ZM51 5H52V6H51ZM55 5H56V6H55ZM91 5H92V8H91ZM125 5H126V6H125ZM128 5H129V6H128ZM133 5H134V6H133ZM140 5H142V6H140ZM143 5H144V6H143ZM175 5H176V6H175ZM177 5H179L178 8H176ZM181 5H182V7H181ZM224 5H221V6L223 7ZM233 5L236 6V7L233 6V7H234L233 9H239V6H237V5H239L238 3H237V5H236V3H234ZM250 5H251V4H250ZM252 5H253V4H252ZM53 6H54V8H55L56 10L53 9ZM164 6H165V7H164ZM168 6L170 7V9H168V8H169ZM171 6H172V7H171ZM197 6H196V7H197ZM240 6H242V5H240ZM262 6H263V7H262ZM148 7H150V9H148ZM152 7H153V10H151ZM162 7H163L164 9H163ZM187 7H188V8H187ZM196 7H195V8H196ZM25 8H26V9H25ZM74 8H75V10H74ZM76 8H77V9H76ZM90 8H91V9H90ZM131 8H132V10H131ZM133 8H134V9L136 8L137 10L135 9V10H136V11H135ZM173 8H174V11H176L177 13H178V11L180 10V11H179V14H178L177 17H176V16H173V15H175V14H174V11L172 10ZM179 8H180V9H179ZM240 8H242V7H240ZM8 9H9V8H8ZM28 9L31 10V12H30ZM59 9H60V11H59ZM98 9H99L100 11H99ZM103 9H105V10H103ZM159 9H160V10H159ZM178 9H179V10H178ZM251 9H254V10H251ZM23 10H25V11L28 10L29 12H25V13H28V14L25 15ZM69 10H70V9H69ZM69 10H68V12H69ZM90 10H91V11H90ZM101 10H103V11H101ZM124 10H125V11H124ZM127 10H128V11H127ZM149 10H151V11H149ZM164 10H165V11H164ZM170 10H171L173 13H171ZM181 10H182V11H181ZM194 10H195V9H194ZM257 10H259V11H257ZM261 10H262V11H261ZM85 11H86V10H85ZM98 11H99L100 13H97ZM148 11H149V12H148ZM160 11H162V12H166V11L169 12V11H170V12H169L170 15H169V13H168L169 17L171 16V17H174V18H171V17H170V18H169V17L166 18L167 16L165 17V20H164L163 18H159L158 15H160V14H159ZM222 11H224V12H222ZM12 12L15 13V14H13ZM21 12H23V13H21ZM86 12H87V11H86ZM151 12L153 13V15H152ZM176 12H175V13H176ZM185 12H186V13H185ZM29 13H31V14L29 15ZM57 13H59V14H57ZM128 13H129V14H128ZM141 13H142V14H141ZM149 13H150V14H149ZM160 13H161V12H160ZM214 13H215V14H214ZM253 13H251V14H253ZM261 13H262V14H261ZM16 14H17V15L19 14V15L17 16ZM21 14H22V15H21ZM50 14H51V16H50ZM155 14H156V16H158V18L154 16ZM157 14H158V15H157ZM10 15H11V16H10ZM13 15H15V16H13ZM27 15H29V18L27 17ZM75 15H78V14H75ZM96 15H97V16H96ZM142 15H144V16H142ZM150 15H151V16H150ZM214 15H215V16H214ZM222 15H223V16H222ZM228 15H229V13L227 14V16H228ZM262 15H263V16H262ZM21 16H22V17H21ZM31 16H33V18H32ZM152 16H153V17H152ZM9 17H11V18H9ZM14 17H15V19H14ZM17 17H18V18H17ZM26 17H27V18H26ZM30 17H31V18H30ZM38 17H39V19H40V17L43 18V17H45V16H41V15H40V16H38ZM46 17H45V18H46ZM94 17H95V18H94ZM154 17H155L156 19H155ZM198 17H201V18L199 19ZM204 17H205L206 19H205ZM207 17H208V20H207ZM209 17H211L212 20H210ZM212 17H213V18L216 17L217 19L215 18V21H214ZM231 17H232V18H231ZM21 18H22V19H21ZM50 18H51V19H50ZM76 18H77V17H76ZM196 18H198V22H197V20H194V19H196ZM203 18H204V19H203ZM239 18H240V19H239ZM242 18H244L245 20L242 19ZM253 18H254V19H253ZM262 18H263V19H262ZM10 19H11V20H10ZM19 19H21V20H19ZM26 19H27V20H26ZM28 19H29L30 21H29ZM91 19H89V20H90L89 22H90V23H93ZM140 19H141V20H140ZM168 19H170V20H168ZM201 19H202V20H201ZM219 19H220V18H219ZM231 19H232V20H231ZM41 20H40V21H41ZM126 20H127V19H126ZM126 20H125V21H126ZM138 20H139L140 22H138ZM154 20H155V21L157 20V22H155ZM187 20H188V19H187ZM220 20H221V19H220ZM220 20H218V23L220 22ZM224 20H225V21H224ZM238 20H240L241 22H242V20H244V21H243L242 23H238V22H240V21H238ZM246 20H247V21H246ZM9 21H12V22H9ZM14 21H16V22H14ZM24 21H25V22H24ZM27 21H28V22H27ZM131 21L129 20V21L127 22V23H130V26H132V24H133ZM153 21H154L155 23H154ZM169 21H170V23H169ZM211 21H213V22H211ZM259 21H258V23L255 22L254 25L257 26V25L261 24V22L259 23ZM13 22H14V23H13ZM41 22H42V21H41ZM101 22H104V21H101ZM136 22H137V23H136ZM245 22H246V23H245ZM2 23H3V24H2ZM5 23H6V25H5ZM9 23L11 24V26H9V25H10ZM12 23H13L14 25H13ZM23 23H28V24L26 25V24H23ZM105 23H106V24H105ZM156 23H158V24H157L158 26H156ZM165 23H167V24H165ZM210 23H211V24H210ZM243 23H244V27H242L243 25H241V24H243ZM256 23H257V25H256ZM8 24H9V25H8ZM107 24H109L108 21L104 22V24L102 23V25H105V26L108 27L109 25H107ZM169 24H171V25H169ZM206 24H205V25H206ZM237 24H238V25H237ZM249 24H250V25H249ZM263 24H264V22H263ZM2 25H3V26H2ZM16 25H18V23H17ZM133 25H134V24H133ZM4 26H5V27H4ZM27 26H28V28H27ZM105 26H104V30L107 29V27H105ZM169 26H170V27H169ZM236 26H239V27H236ZM240 26H241V27H240ZM262 26L264 27V25H260V26H259L260 28H259V27H257V28H258L259 30H260V29H263ZM30 27H32V28H30ZM33 27H34V28H33ZM39 27H40V28H39ZM148 27H146V30L148 29ZM168 27H169V28H168ZM247 27H246V28H247ZM252 27H254V26H252ZM6 28H7V30H6ZM8 28H10L9 31H8ZM22 28H23V27H22ZM25 28H26V29H25ZM42 28H43V29H42ZM54 28H56V27H54ZM144 28H145V27H144ZM233 28H234V29H233ZM241 28H242V29H241ZM246 28H245V30H244L245 33H244V32H240L241 35H243V33H244L245 35H246V34H249V33L246 31ZM257 28H256V30H258ZM32 29H33V30H32ZM37 29H38V30H37ZM39 29H40V30H39ZM157 29H158V31H160L159 33L157 32ZM166 29H167V30H166ZM253 29H254V30H253ZM146 30H145V29L141 30L142 32H140V33L138 34V35H141V36H138V35H137V36H138V38L136 39L137 42H138L139 39H140V42H141V40L143 39V41H142L140 44L138 43L139 45H137V47H141V46H142V43L145 42V43H143V45L146 44V45L144 46L143 50H142V47H143V46L140 48V49L142 50L141 52L146 51L148 48L151 49V46H152V49L155 50V48H157L156 50H159L160 47H161V44L156 46V43H155L156 41H155V42H152L153 45H152L151 43L149 44V43H146V41H144V40H147L148 37H149V36L151 37V35H152L148 30H147V31H146ZM252 30H253V31H252ZM256 30H255V28H252V29H251L252 32H254V31H256ZM263 30H264V29H263ZM263 30H262V31H263ZM1 31H2V32H1ZM22 31H21V32H22ZM144 31H146V33H149V34H151V35L146 34ZM161 31H162V32H161ZM34 32H35V33H34ZM106 32H107L108 35L111 37V39L116 38L117 36L124 35V34L127 33L126 30L121 29V31H119V30H118V32L116 31L118 34H120V35H117L116 32H113V33H112L111 30H110V28H109V30H106ZM210 32H211V33H210ZM263 32H264V31H263ZM3 33H4V32H3ZM19 33H20V32H19ZM19 33H17V35H18ZM22 33H25V32H22ZM22 33H20V34H22ZM31 33H34V34L32 35ZM156 33H157V34H156ZM42 34H41V35H42ZM115 34H116V35H115ZM210 34H211L212 36H210ZM217 34H218V35H217ZM25 35H26V34H25ZM35 35H36V36H35ZM68 35H69V32H68ZM114 35H115V36H114ZM163 35H164L165 37H163ZM31 36H32V37L34 36L35 38H34V37L32 38ZM69 36H70V37H71V36L73 37L74 35H71V34H70ZM69 36H68V37H69ZM112 36H113V38H112ZM180 36H181V37H180ZM183 36L185 37L184 41L181 40V39L183 38ZM204 36H205V37H204ZM218 36H219V37H218ZM28 37H30L31 39L28 38ZM110 37H109V38H110ZM135 37H136V36H135ZM143 37H145V38H143ZM146 37H147V38H146ZM206 37L209 39V41H207V42H206V39H207ZM225 37H226V36H225ZM176 38H177V41L179 40V43L176 41ZM205 38H206V39H205ZM170 39H171V40H170ZM174 39H175L176 42L174 41ZM186 39H189V40L186 42V41H185ZM208 39H207V40H208ZM262 39H263V38H262ZM262 39L259 40V41H257V43H256L257 46H258V44L261 42L259 45H262L261 47H264V44H262V43L264 42V39H263V41H262ZM230 40H231V41L228 42V45H229V46H228V49H227V50L230 51L229 48H231V47H233V48L236 47V46L239 47V44L236 45L237 42H235V43L233 42V41H237L236 39H234V40H233V39H230ZM182 41H183V42H182ZM21 42H22V43H21ZM23 42H24V43H23ZM49 42H50V43H49ZM184 42H185V43H184ZM230 42H231V44H230ZM255 42H256V41H255ZM255 42H254V43H255ZM18 43H19V45L23 44V45H24V48H23V45H21L22 47H21V51H20V53L18 54L17 52H14L15 54L17 53V54H16V57H17V58H15L14 56H11V55L14 54L13 52H11V48L13 47V45L18 44ZM20 43H21V44H20ZM44 43H45V44H44ZM51 43H52V45H51ZM163 43H164V44H163ZM166 43H167V44H166ZM175 43H176V45H175ZM203 43H205V44H204L205 46L203 45L204 48L202 47L203 49H201V51H200V48H201V46H202ZM232 43H233L234 45H232ZM254 43H253L252 45H251V43H250L248 46L242 47V50H243V53H242V54H243V55H241V57L243 56L245 59H246V57H248L247 59H252L251 56H253V54H254V53H253V50H254L253 47H255V45H256V44H254ZM25 44H26V45H25ZM37 44H42V46L39 45V47H41V48L43 47V45H47V44H48V46L52 47V49H55V48L59 47V43H58V42L55 41V43H53V42H51V41H49V40H46V42H42V43H41V42H38ZM37 44H36V45H37ZM53 44L55 45L54 47H53ZM154 44H155V45H154ZM209 44H211V45H209ZM7 45H8V46H7ZM36 45H35L34 47H35V48L37 49V51H38L40 48L37 47L38 45H37V46H36ZM149 45H150V47H149ZM165 45H164V46H165ZM212 45H213V46H212ZM215 45H216V46H215ZM48 46H47V48H48ZM146 46H147L148 48H147ZM154 46H155V47H154ZM159 46H160V47H159ZM2 47H4V48H2ZM137 47H136L135 49H132V50H134V51H138V50H140V49L137 48ZM145 47H146V50H145ZM153 47H154V48H153ZM158 47H159V48H158ZM162 47H163V46H162ZM1 48H2V49H1ZM8 48H9V49H8ZM243 48H245V49H243ZM136 49H138V50H136ZM173 49H175L174 52H173ZM190 49H192V50L189 51ZM204 49H205V50H204ZM231 49H232V48H231ZM6 50H8V51H6ZM132 50H130V51L132 52ZM185 50H186V51H185ZM187 50H188V51H187ZM208 50H207V52H208ZM223 50L226 51V49H221V53L223 52ZM233 50H234V49H233ZM240 50H241V49H240ZM242 50H241V51H242ZM251 50H252V52H251ZM5 51H6V53H5ZM225 51L223 52L224 54H225ZM231 51H232V50H231ZM231 51H230V52H231ZM241 51H240V54H241ZM7 52L9 53V55H7V54H8ZM10 52H11L12 54H11ZM21 52L24 53V54H22ZM230 52H227V51H226L227 54L230 53ZM250 52L253 53V54H251ZM25 53H26V55L30 54V55H28V56H30V57H28V56H27V57H26V56L23 57V56L25 55ZM33 53H34V54H33ZM143 53H145V52H143ZM175 53L177 54L178 57L175 56V55H176ZM221 53H219L220 56H221ZM223 53H222V57H220L219 55H217L216 59L212 61V63H211L212 67L214 66V68H215V66H218V65L215 64V62H219V63L222 62V59H224V57H223L224 54H223ZM257 53H258V52H257ZM4 54H6V55H4ZM15 54H14V55H15ZM20 54H21V55H20ZM168 54H172V55H169V56H168ZM193 54H194V53H193ZM193 54H192V56H193ZM249 54H250V55H249ZM3 55H4V56H3ZM38 55H39V58H37ZM188 55H189V56H188ZM259 55H260V56H259ZM263 55H264L263 53H258V58H260V59L258 60L256 53L254 54V56H255L256 59H257V62H255L256 59L253 60V62H255V65H258V61H260L259 63L262 62V66H264V63H263V62H264V56H263ZM18 56H19V57H18ZM32 56H33V57H32ZM117 56H118L117 54L114 55L115 60H116V59H117V61L119 60V61H118L119 63H121L122 61H123L122 63L125 62V61H124V60H125L124 58L119 57L120 59H118ZM174 56H175V57H174ZM229 56L231 57V53L227 55V57H228L227 60L230 59ZM245 56H246V57H245ZM254 56H253V57H254ZM22 57H23V58H22ZM31 57H32V58H31ZM40 57L42 58V60L45 58V60H44V61L41 60V61H42V62H41V61H40ZM167 57H168V59H167ZM219 57H220V58H219ZM243 57H242V58H243ZM18 58H19V59H18ZM20 58H22V59H20ZM28 58H29V59H28ZM35 58H36V59H35ZM182 58H183V59H182ZM218 58H219L220 61H217ZM221 58H222V59H221ZM244 58H243V59H244ZM26 59H28L29 62H27L28 60H26ZM30 59H32V60L30 61ZM38 59H39V60H38ZM166 59H167V60H166ZM173 59H174V60H173ZM207 60H208V59H207ZM19 61H20V62H19ZM120 61H121V62H120ZM223 61L225 62L226 59L223 60ZM18 62H19V63H18ZM166 62H168V63H166ZM169 62H171V63H169ZM176 62H177V63H176ZM206 62L208 63L209 61H206ZM31 63H33V62H31ZM57 63H58V61H57ZM256 63H257V64H256ZM3 64H4V65H3ZM5 64H6V65H5ZM8 64H9V65H8ZM16 64H17V65H16ZM40 64H41V65H40ZM46 64H47V65H46ZM178 64H177V65H178ZM214 64H215V65H214ZM220 64H222V63H220ZM220 64H219V66H220ZM235 64L237 65V67H236L235 69H236V70L239 69L238 71L241 72V73H244V75H245L247 78H249V75H250L251 77H252V75H254V72H253L254 70H250V72H249L250 74L247 73V75H246L245 73H246L248 70L246 69L247 71L244 72L245 68H242V69H243V70H242V69L238 66L239 64H237V63H235ZM146 65H147V66H144V67H143V68H145L146 71H151V69H152V71L154 70L152 66H151V67L149 66V64H146ZM8 66H9V67H8ZM260 66H261V65H259V66H257V67H260ZM262 66H261V68H262V70H264V67H262ZM5 67H6V68H5ZM15 67H16V68H15ZM50 67H48V68H50ZM137 67H138V68H139V67L141 68L142 66H138V65H137ZM137 67H135V69H136ZM149 68H150V70H149ZM216 68H217V67H216ZM216 68H215V70H216ZM218 68H219V67H218ZM237 68H238V69H237ZM261 68H260V69H261ZM212 70H213V69H212ZM217 70H218V69H217ZM231 71H232V69L230 70V72H231ZM251 71L253 72L252 75H251ZM16 72H17V73H16ZM34 72L36 73L37 71L34 70L33 73L30 74L31 79L29 78L30 76L28 77V79L32 80V77H33V78H34L33 80H34L36 83H37V81L40 82V80H41V82H42V80H44L42 83H44V82L47 81L43 75H41V76L43 77V78H42V77H40V74H39V73H36V74H37V75H36V74H34ZM15 73H16V74H15ZM110 73H112V72H109V74H110ZM149 73H150V72H149ZM222 73H223V72H220V74H221L222 77H224V78H225L226 76H231V75L233 74V73L230 74L229 71H228V72H226L227 74L229 73V74L227 75V74L225 73V71H224L225 76H223ZM32 74H33V75H32ZM68 74H71V73L69 72ZM248 74H249V75H248ZM35 75H36V76H35ZM245 76H244V78L242 79V81H238V82H236V84H235V87H236L237 89H239L238 91H237V89H236V93L238 92L237 94H240L241 92L244 93L242 90H243V88H244L245 86H247L248 82H249V84H252V82H254L253 80H255V79L253 78V77H254V76H253V77H252L253 80H252V78L250 77V78H251V81H250V79H248L249 81L247 82V78H246ZM123 77H124V78H123ZM123 77H122V78H123V81H125V80H126V79H125V76H123ZM9 78H10V79H9ZM220 78H221V77H220ZM220 78H219V79H216V81L219 82V81H220ZM222 79H223V78H222ZM222 79H221V81H222ZM30 80H29V81H30ZM33 80H32V81H33ZM45 80H46V81H45ZM48 80H49V81H51V80H55V81H56L55 78H51V77H50ZM245 80H246V81H245ZM216 81H215V83H217ZM14 82H15V83H14ZM30 82H31V81H30ZM35 82H34V83H35ZM131 82H133V81L131 80ZM239 82H240V83H239ZM241 82H242V84H241ZM250 82H251V83H250ZM2 83H3V84H2ZM17 83H16V84H17ZM208 83H209V81H208ZM246 83H247V84H246ZM254 83H255V82H254ZM254 83H253V85H248V86L251 87V89L247 86V87L250 89V91H249V90L246 91V89H248V88L245 87L244 91H246V94H250V96H252L251 94L254 92L253 94H255V95H260L259 93L262 91V89H261L262 86H260V84H259V85L257 86V89H256L255 86H254ZM23 84H24V83H23ZM23 84H21L20 87H22ZM134 84H135V85H134ZM204 84H205V83H204ZM238 84H239V85H238ZM262 84L264 85V83H262ZM17 85H19V84H17ZM130 85H131V86L133 85L132 87H134V88H137L136 86H138V85H136L135 82L130 83ZM205 85H206V84H205ZM240 85H241V88H240ZM242 85H243L244 87H243ZM7 86H9V87H7ZM163 86H164V88H167V87H168L167 85H162V87H163ZM237 86H238V87H237ZM252 86H254L253 88H255V90H254L253 92L251 91V90L253 89ZM235 87H234V88L229 87V88H228L227 90H225V91H227V94H232L233 92L235 93V91H233V89H235ZM138 88H139V87H138ZM138 88H137V89H138ZM258 88H259L260 90H259ZM5 89H7V90H5ZM18 89H20V88L18 87ZM263 89H264V86H263ZM258 90H259V91H258ZM27 91H28V93H27ZM240 91H241V92H240ZM263 91H264V90H263ZM239 92H240V93H239ZM247 92H248V93H247ZM250 92H251V93H250ZM33 93H34L35 96L33 95ZM203 93H207V92H204V91H203V92H200V93L197 95L198 102H197L196 104L200 103V100H202V99H203V101H205V100L208 99V98L211 99L210 101H209V99L207 100L208 103L211 102V101H213L214 98L211 97V96H208V95H207L208 93L206 94L208 97L205 95L206 98H205V100H204V98H203L204 96H203V97L200 96V95H202ZM242 93H241V94H242ZM21 94H22V96H21ZM241 94H240V95H241ZM263 94H264V92L261 93V95H263ZM30 95H33V98H32V96H30ZM13 96H15L16 99H15ZM28 96H29V97H28ZM199 96H200V97H199ZM243 96H244V95H243ZM243 96H242V97H243ZM245 96H246V95H245ZM247 96H249V95H247ZM247 96H246V97H247ZM1 97H3L4 99L1 98ZM35 97H36V98H35ZM34 98H35V99H34ZM201 98H202V99H201ZM244 98H245V97H243V99H244ZM247 98H248V97H247ZM11 99H12V101H11ZM33 99H34V100H33ZM44 99H45V101H43L42 104H41V103L38 104L39 106H37V109L40 110V108H41V110H43V108L45 109V108L47 107V106L45 107V105H46V104L48 105V103H49L48 101H50V97H45ZM47 99H48V100H47ZM17 101H18V102H17ZM36 101H37V100H36ZM19 102L22 103V104L19 105V104H18ZM201 102H202V101H201ZM205 102H206V101H205ZM205 102H204V103H205ZM207 102H206V103H207ZM237 102H238V100L236 99V102H235L234 104H236ZM10 103H11V104H10ZM206 103H205V104H206ZM196 104H195V105H196ZM205 104H204V105H205ZM9 105H10V107H9ZM42 105H43V106H42ZM224 106H225V105H224ZM224 106H222V108H221L220 110L223 109V112H224L225 114L227 113L228 115H230L231 113L234 112V113H236V114H235V115H234V114H231V115L236 116L237 113H238L239 116H240L241 113H243V111H241V113H240L239 110H238V111H237V110H234V111H233V110L230 109V108L227 109V108H228L227 106H226V107H224ZM205 107H206V106H203V102H202V104L200 103L199 105H196L194 108H196V109L198 108V110L201 111V109L203 110ZM2 108H4V109H2ZM8 109H9V110H8ZM225 109H227V110H225ZM229 110H231V112H230ZM263 110H264V109H263ZM3 111H5V112L7 111L8 113H3ZM225 111H226V112H225ZM180 113H181V114H180ZM180 113L176 115V118H177V117L179 118V119L177 118L178 120H185V119H188V117H190L189 115L186 116V113H185V112H180ZM12 114L15 115V116H14L15 118H18V117H19L18 115H20V118L17 119V120L15 119V121H13L12 119H14V117H12V116H13ZM10 115H11V116H10ZM216 115H217V116H216ZM248 115H249L250 117H252L251 114H248ZM248 115H246L247 117L245 118L246 120H245L244 122L241 121V123L243 122V125L241 124L242 126H244V123H245V125H247L246 123H248L249 120H252V121H250V124H251V122H253V118L255 117V115L252 117V119H250ZM16 116H17V117H16ZM23 116H24V117H23ZM27 116H28V117H27ZM55 116H56V115H55ZM180 116H181V117H180ZM209 116H210V115H206L205 117L203 116V118H205V120H206L211 126H213V125H214L213 123H215V125H214L213 127L219 128L220 126H218V121H219V122L221 121L220 113H216V114H214V115H213L214 117H213V116H212V117H211V116L209 117ZM233 116H232V117H233ZM239 116L237 115V116H236V119H237ZM0 117H1V116H0ZM207 117H209V118H207ZM244 117H245V116H244ZM6 118H5V119H6ZM9 118H10L11 121H13V123L9 121ZM11 118H12V119H11ZM22 118H24V119H23L24 121L22 120ZM203 118H202V116H201L200 119H203ZM213 118H215L217 121H214L215 119L212 121ZM219 118H220V119H219ZM0 119H4V118H0ZM28 119H30V118H28ZM31 119H32V118H31ZM31 119H30V120H31ZM60 119L63 120V119H65V118H60ZM218 119H219V120H218ZM254 119H255V118H254ZM20 120H22L23 122H20ZM25 120H26V121H25ZM30 120H29V121H30ZM33 120H34V122H33ZM33 120H31V122L28 121V123L26 122V123L28 124V126H30V127H34L33 125H35V127H39V124H38V126H37V123H39V122H35V119H33ZM62 120H61V121H62ZM209 120H210V121H209ZM14 122H15L16 125L14 124ZM32 122H33V123H32ZM26 123H24V124H26ZM30 123H31V124H30ZM260 123H262V126H264V121H263V120H262V122H259V124H260ZM13 124H14V125H13ZM212 124H213V125H212ZM221 124H222V121H221ZM224 124H225V123H223V125H224ZM219 125H220V124H219ZM223 125H222L221 127L223 128L222 130H224V133H229V132H230V133L233 134V132H234V136H236V130H233V129L229 130L230 128L228 129V127H227L226 124H225L224 126H223ZM15 126H16V127H15ZM40 126H41V125H40ZM262 126L259 125V128L262 129V128H263ZM12 127H13V129H12ZM221 127H220V128H221ZM224 127H225V128L227 127V128H226L227 130H226ZM248 127L251 128L252 126L248 125V126H245L244 128H245V129H246V128L248 129ZM16 128H17V129H16ZM242 128H243V127H242ZM177 129H178V128H175V129L170 130V132L167 133V134H169L168 136L165 135V134H163L165 137H167L168 140H167L166 138H163L164 141L161 142L162 144H159V143H158L157 145H158V146L160 145L159 147L156 145L157 149L159 150V152H158V150H157V153L155 152V153H156V154H155L156 156H160V155H161L160 157H162V155H163V156H166V153H165V152H167V150L164 151V150H165V149H164V146H166V145H163V144H167V142H169V144L172 143V142L175 144V142H176V143H177L176 145H180V146L184 147L186 150H187V148H190V147H194V148H197V147H198L199 151H198V149H197V152H201V153H204V152H205L204 154L206 155V150H205V149L208 148V147H204L202 144H201V146H200L199 143H197V145L194 146V144H196V143H195L196 140H194V144H193V140H191L190 138H189V140H187L188 138H187L186 136H184V137H185L184 139H186V140L183 139L182 141H180V139H182L181 136L183 137L184 133H183V134L181 133V136H180V133H179V132H181V131H180V129H179V131H178ZM163 130H164V129H163ZM173 130H174V131L177 130V135H176V134L174 135L175 132L173 133V132H172ZM228 130H229V131H228ZM232 130H233V132H232ZM57 131H58V133H61V131H60V132H59V130H57ZM57 131H53L54 133H52V131H51L50 134H52V135L55 136V133L57 134ZM225 131H226V132H225ZM159 132H162V130H161V131L159 130ZM156 135H157V134H156ZM258 135H259V134H258ZM258 135H257V136H258ZM152 136H153V135H152ZM158 136H159V135H158ZM200 136H201V134H200ZM200 136H199V134L196 135V137H200ZM257 136L255 137V135H254V138H255V139H254V138H253V139H254L256 142L258 141V145H259V147H260L259 149H261V148H263V147H261V146H264V144H263V142H264V135H263V134H260L258 137H257ZM260 136H261V137H260ZM154 137H155L156 140H157V138H158V140H159V138L162 140V137H163V136H162V137H157V138H156V136L154 135ZM172 138H173V140L176 139V140H174L175 142L172 140ZM259 138H263V139H262L263 142H262V141L260 142L261 139L259 140ZM12 139H13V141H15V140L17 141V142H15V143H17V144H15V147L20 146L21 144H24V141L22 142V140H23V139H22V136H21V135L19 136V134H18V135L16 134V136H14ZM253 139H252V141H251L252 144L250 143V145H253V142H255ZM257 139H258V140H257ZM75 140H76V139H75ZM75 140L71 141L70 144L73 143V145H74V144L78 143V141H77V140L75 141ZM166 140H167V142H166ZM170 141H171V142H170ZM178 141L181 142V143H179ZM187 141H189V142H187ZM21 142H22V143H21ZM38 142H39V141H38ZM182 142H183V143H182ZM184 142H185V145H182V144H184ZM259 142H260V143H259ZM12 143H13V146H14V142H12ZM30 143H31V144H30ZM30 143L27 144V146H28L27 149L31 148V149H29V151H30V150H34V149H36V148L39 147V148H40L39 150L42 152V154L46 155L48 152H51V154H52L53 157H55L56 154H57L58 152L61 153V150H62V149L64 150V147H65V145H64L62 142H57V144H59L58 147H55V146H57L56 143H52L51 145L47 144V145H48L47 147L43 146V144L46 145L47 142H46V143H43V144L41 143L39 146H37V142H36V141H35L36 144H35L34 142H30ZM248 143H249V142H248ZM68 144H69V143H68ZM192 144H193V145H192ZM198 144H199V146H198ZM260 144H263V145L260 146ZM16 145H17V146H16ZM30 145H31V146H30ZM33 145H34V146H33ZM187 145H188V146H187ZM191 145H192V146H191ZM255 145H257V143H255ZM42 146H43V147H42ZM161 146H162V147H161ZM11 147H12V146H11ZM54 147L57 148V151H56V149H55ZM62 147H63V148H62ZM202 147H203V148H202ZM162 148H163V149H162ZM165 148H166V147H165ZM201 148L203 149V151H202ZM24 149H26V148H24ZM166 149H167V148H166ZM209 149H210V148L207 149V153L209 152ZM58 150H59V151H58ZM63 150H62V151H63ZM200 150H201V151H200ZM204 150H205V151H204ZM212 150H213V149H212ZM212 150L210 149V152H211ZM55 151H56L57 153H56ZM155 151H156V149H155ZM162 151H163V154H161ZM214 151H215L214 153H213V151H212L211 153H213L214 156L217 155L218 157H220V155H221L220 153H221V152H220V151H217V150H214ZM41 152H40V153H41ZM46 152H47V153H46ZM210 152H209V153H210ZM217 152H218V153H217ZM2 153H3V151H2V152L0 151V154H1L0 157H1V158H4V157H5V159L13 160V159H12L9 155H7L6 153H4V154H2ZM24 153H26V152H24ZM45 153H46V154H45ZM209 153H208V155L205 156V158H204V155L202 156V157L204 158L203 163H206V159H207L208 157L213 156L211 153H210V154H209ZM238 153H240V152H238ZM241 153H243V151H242ZM51 154L47 155V157H48V156L50 157ZM83 154H84V153H83V151H82V153H80V155L83 157ZM157 154H159V155H157ZM5 155H6V156H5ZM58 155H59V157H60V154H58ZM58 155L56 156L57 160L60 159V158L58 157ZM197 155H198V157H200L201 159H202V157H201V154H198V153H195V154H194V159H195V156H196V159H195V160H196V163H197V162L199 163V165L196 166V163H195V164H194L195 166H194V165H193V166L191 165L190 167H188V172H189V169H190V170H191L190 172L193 174V175L190 174V175H191L190 179H191L193 176H194L195 179H196V180H195V179L193 180V178H192V179H191V182L193 181L192 183H193V184H194V183L196 184V182H197V180H198V183L200 184L201 181H203L202 183H204V184L207 183V184H208V185H207V184H206V185L203 184L205 187H210V186H214V187H215V186H216L215 179H216V174H217V172H219V171H218V170H219V169H218L219 165H218V164H215V165L210 164V170H211V172H212V171L214 172L215 170H216V171H215L214 174H211L210 177H212V178L209 180V179L206 178L207 175H203V174H201V173H200V175H199V172H198V171H199V169L202 167V166H200V163H202V162H199V159L197 160V158H198ZM199 155H200V156H199ZM243 155H244V153H243ZM243 155H242V158H243ZM7 156H9L10 158H8ZM52 156H51L50 158H51L53 161L55 160V162H56L57 160H56L55 158L53 159ZM237 156H238L240 159H242V158L240 157V156H241L240 154H238ZM201 159H200V161H201ZM259 161H260V162H259ZM48 162H50V161L48 160L46 163H44V164H40V165L36 166V169H37L38 167L41 168V169H38V171L35 169V170L37 171L38 174H37V173L35 174L36 171L34 172L33 170H32V172H33V173H32L31 170L29 169L30 172L28 171V175H27V174H26V175H27L28 178H30V179L28 180L27 176H25L26 179H27L28 181H25V184H24L23 186L21 185L22 188H21V186L18 187V188H17L18 191H17V189H15V191H14V190H10L9 187H7V186H6L7 189H5L6 187L4 186V188H1V189H3V190H2L3 192H2L1 189H0V193H1V194L3 193V194H5V195H7V193L9 194V193L11 192V193L9 194V196H11V195L13 196L14 194H19V193H20V194H19L20 196H21V194L26 195L27 197H24V196H23L24 198L21 196L22 199H21L20 196L18 195L19 198H20V201H17L18 203H17V202L12 203V204H13L12 206H14V204H16V205L18 204V206H21V203H22V202L24 203L25 201H26V202L29 201V198H30V197H28V196L33 194V192H32V191H33V186L35 187V188H34V192L38 191V190H36V189H44L45 186L47 187V188H45V189H46V190H49L50 194H51L52 192H55V190H57V188H56L57 186H55L54 184H50L49 181L47 180V175H48V174L46 175V173H48V172H52V170H53V169H49V170H48V167H49ZM255 162L258 163V164H256V166H262V164H263V163H262V160H257V159H256ZM255 162H254V164H255ZM235 163H236V162H233V164H235ZM261 163H262V164H261ZM46 164H48V166H46ZM260 164H261V165H260ZM42 165H44V166H42ZM216 165H217V166H216ZM45 166H46V168H45ZM207 166L209 167V164H208V163H207ZM221 166H222V165H220L219 168L222 169L225 165H223V167H221ZM240 166H242V165H240ZM240 166L238 165V167L240 168V171H239V168H238V170L235 169V172H236V173H242V175H241V174H240V175H239V174H236V173L233 171V172L236 174V175L233 174V175H234V177H232L233 180L230 179V181H228V183L225 182L224 185H227V186L229 187V184H230V186H231V184H232V186H235V185L237 184L236 181H235V179H234L235 176H237L236 178H238V177H240V176L243 177V175H244L245 173H243V170H241V169H243V167H244L245 165H243L242 168H241ZM50 167H51V166H50ZM179 167H180V166H179ZM179 167H178V168H179ZM191 167H192V169H191ZM195 167H196V168H195ZM197 167H198L199 169H198ZM211 167H212V168H211ZM44 168H45V169H44ZM157 168H158V169H157ZM157 168H155V170L153 169V171H155V172H160L159 170L162 169V167L160 168L159 166H158ZM170 168H172V167H170ZM180 168H181V167H180ZM180 168L177 169L178 171L180 170V171H179V174H180V172H181L182 175H183V173H185V175H186L187 170H184V172H182V170H181ZM194 168H195V169H194ZM213 168H215V170H214ZM248 168H249V167L245 166V167H244V169H245L244 172H245L246 170L248 171V170H249ZM27 169H28V168H27ZM27 169H24V170H23V171H24V172H23L24 175H25V172L27 171ZM46 169H47L48 171H46ZM167 169H169V168H167ZM183 169H184V168H183ZM186 169H187V168H186ZM196 169L198 170V171H197V175H198V176L195 175V174H196V173H195L196 171L194 172V170H196ZM221 169H220V170H221ZM226 169H227L226 167L223 168L221 171H224V173H223V172H219L218 174H220V173H222V174H226L225 172L228 171V169H227V170H226ZM56 170H57V169H56ZM43 171H45L46 173L44 174ZM53 171H55V167H54V170H53ZM163 171H164V175H165L167 170H165V169L163 168V169L161 170V172H163ZM238 171H239V172H238ZM247 171H246V173H247ZM39 172H40V173H39ZM42 172H43V173H42ZM188 172H187V173H188ZM213 172H212V173H213ZM26 173H27V172H26ZM29 173H30V174H29ZM194 173H195V174H194ZM31 174H32V175H31ZM29 175H30L31 177H30ZM34 175H35V176H34ZM38 175H40V176H38ZM45 175H46V177H45ZM180 175H181V174H180ZM187 175H188V174H187ZM202 175H203V176H202ZM233 175H232V176H233ZM32 176L34 177V179H31V178H33ZM196 176H197L198 178H196ZM199 176H200V177H199ZM214 176H215V177H214ZM37 177L40 178V179H43V177H44L45 180L43 179V180L40 181V179H38V180L40 181V182H39V181L37 180ZM203 177H204V178H203ZM208 177H209V175H208ZM210 177H209V178H210ZM254 177H255V176H254ZM254 177H252L253 179H255L254 181L252 180V181H253V185H252V183L250 184V185L254 186V188H253L252 186H251L250 188H252V189H254V190H256V191L262 190V191H259V192H260V195H261V193L264 192V189H263L264 186H263L262 189H261V186L263 185L262 183L264 182V179L262 180L263 177L260 176V175H259V177L256 175V177H258V180H256L257 178H254ZM261 177H262V178H261ZM202 178H203V179H202ZM200 179H202V180L199 182ZM36 180H37V185H38V183L40 184L42 181H44V182H43V184L38 185V186H37V185H34V183H36V182H34V183L32 184V182H33V181H36ZM160 180L162 181V179H160ZM207 180H208V182H207ZM231 180H232V182H231ZM260 180H262V181H261L262 183H259ZM194 181H195V182H194ZM233 181H234V182H233ZM26 182H30V183L28 184V183H26ZM191 182H190V183H191ZM209 182H210V183H209ZM229 182H230V183H229ZM45 183H47L48 186H47V185H44ZM198 183H197V184H198ZM202 183H201V184H202ZM212 183H213V184H212ZM226 183H227V184H226ZM68 184L71 185V182L68 183ZM195 184H194V185H195ZM211 184H212V185H211ZM42 185H43V187H42ZM186 185H187V187L190 186L189 184H186ZM250 185H249V186H250ZM256 185H257V186L260 185L259 188L256 187ZM36 186H37L38 188H36ZM39 186H40L41 188H40ZM227 186H226V187H227ZM19 188H21L23 191H22L21 189H19ZM48 188H49V189H48ZM55 188H56V189H55ZM184 188H185V187H184ZM211 188H213V187H211ZM211 188H208V190L211 189ZM256 188H257L258 190H257ZM28 189H29V190H28ZM205 189H206V188H205ZM5 190H6V191H5ZM7 190H8V191H7ZM30 190H31V191H30ZM46 190H45V192L47 193L48 191H46ZM206 190H207V189H206ZM20 191H22V192H20ZM5 192H6V193H5ZM13 192H14V193H13ZM31 192H32V193H31ZM34 194H35V193H34ZM50 194H49V195H50ZM206 194H208V193L205 192L204 194H200V195H199V198H200L201 196L204 198V196H205ZM239 194H241V196H243V198H245V200H246V201H249V202H253V203H255V202H257V201L259 202V200H260L259 196H258V197H257V196H249V195L247 194L246 191H243V192L241 191V193H239ZM52 195H53V193H52ZM247 195H248V196H247ZM32 196H33V197H31V198H33V200H35V199H34V198H35V195H32ZM137 196H138V194H137ZM139 196H140V195H139ZM176 196H177V197H176ZM206 196H208V198H209L210 195L208 194V195H206ZM239 196H240V195H239ZM239 196H238V194H237V195L235 196V199H233L234 196H232V197H230V198L228 197V200H226L227 198L225 199V197H223V196H220L221 198H220V197H215V198L212 197L211 200H215V199L217 198L215 201L224 202V204L227 203L226 206L228 205V206H227V208H228V207L230 206V204H228V203H232V202H231L232 199H233V200H237L236 197H237L238 200H239ZM241 196H240V199H243ZM47 197H48L49 199H48ZM47 197L45 198V201L47 200L45 203H47V202L50 201V200L53 201L52 196H51V197H50V196H47ZM178 197H179L180 199H178ZM222 197H223V198H222ZM256 197H257V199H256ZM260 197H261V196H260ZM25 198H27V199H25ZM167 198H168V199H167ZM167 198H166V199H167L168 202H174V200H175V203L178 202V200L184 199V198H182L181 196H179L177 193H174V194H172V196L170 195V196L167 197ZM200 199H201V198H200ZM229 199H230V202H229ZM27 200H28V201H27ZM33 200L30 199L29 203L32 201V203H31L30 205H29V204H26V202H25V205L23 206L24 208H22V207L20 208V207H18V206L15 205V206H14V209H16L18 213H19L20 211H22V213H19V214L25 216L26 218L28 217V218L30 219V217H32V218L30 219V223H31V221H32V222L36 225V227L34 228V224H31L32 227H33L34 229L37 228V229L39 230V225H40V223H39V220H38L37 217H39L40 220H42L41 217L45 214V212H47V211L49 210V209H47V208H49L48 204L50 205V202H51V201H50L49 203L45 204V206H44V203H43L44 201L41 202V201L39 200V201H40L41 203H43V204L41 205V203L38 202V203H39V206H40V208H38V203L33 204ZM171 200H172V201H171ZM196 200H198V199H196ZM36 201H38V200L36 199ZM36 201H34V202H36ZM19 202H21V203H19ZM23 203H22V204H23ZM192 204H193V203H192ZM31 205H32V206H31ZM26 206H29V207H26ZM36 206H37V207H36ZM16 207H17V208H16ZM30 207H31V208H30ZM46 207H47V208H46ZM188 207L191 208V204H189ZM230 207H232V205H231ZM26 208L32 209V213L34 212V210H36V212H37L38 209H39V210L42 209V210H40V211L38 210L39 212H37L38 214L40 213L41 215H38L37 213H36V214L33 213V216H31V215H32V214H31V211L28 212L29 210H28V209L26 210ZM35 208H37V209H35ZM233 208H234V211H233V212H234L236 215L242 213L241 211L244 210V209H242V208L240 207V208L242 209V210L240 211V210H239L240 208H239V207L236 208V205H235ZM233 208H232V210H233ZM18 209H19V210L21 209V210L19 211ZM22 209H23V210H22ZM191 209H192V208H191ZM0 210H2V208H0ZM16 210H15V211H16ZM211 210H212V211H211ZM263 210H264V208L262 209V211H263ZM205 211H206V212H203V210L201 211V212H202V215H201V212L199 213V214L202 216V218L200 217V215L198 216L199 218L196 216L198 219L196 218L197 221L194 222V224L196 223L195 225H194V224H193V225H190V226H193V228H194V227H197V228L193 231V232H195V231L197 232V234H196V233H195V234L193 233V238H194L195 241H196V237L199 238V237L202 236V235L204 234V232L207 230L209 233L206 231V232H205V235H206V233H207V235H209V236L212 235L213 237L218 238V239H221V240H220V241H218V239H215V240H214V238H211L212 236L209 237V236H207V235H206V236H207V239H206V236L203 235L202 237H203L204 239H201V241H196V243H195L194 240H191V239H193V238L190 239V237H192V236L188 237L189 240H191V241L194 242V244H193V242H192V243H189L190 245H186L188 242H186V240H185L186 243H185V244L183 243V245L181 246V249H180V251H181V253H182V254H181V257H182V258L178 257V256L180 255V252H179V254H178V256H177V257L179 258V260L176 258V259H177V263H176V261H175V264H178V263L180 262V259L183 261L184 264H186L187 262L185 261V259H186V260H190V259H188V258H191V257H193V256H194L193 258H196V257H197L196 259H198V260H202V262H201V261L198 262V263L201 262V264H205V263H207V264H214V263H215V264H232V263H233V264H234V262H232V261H231L232 263H227V262L222 263V262H221L222 260L219 259V257H220L222 254H223V256H226V255H228V254L232 251V250H231V251L227 254V252H228L230 249H227L228 247H226V246H225V248H224V246L218 245V244H220V243H218V242H221L222 239L225 240L227 234H225L224 230H223V231L219 230V231L222 232V233H221V232H220V233L222 234L223 237H222V236H219L220 233H219L218 230H216V231H215V230H212V231H211V229H212V225H211V224L208 225L209 223H207L206 225H204L207 221H204L205 223L203 222V220L206 219L204 213L206 214L207 211H209V213H207V215L209 214L208 216H209V217H212V216L214 215V212H216L217 210L214 209V211H213V209H210V210L207 209V210H205ZM210 211H211L212 213H211ZM17 212H16V213H17ZM23 212L26 213V214H24ZM218 212H219V213H218ZM218 212H217V214H219V215L216 214L218 217L221 216V215L223 214V212H221V211H219V210H218ZM220 212H221V213H220ZM30 214H31V215H30ZM211 214H212V215H211ZM34 215H36V216L34 217ZM207 215H206V217H207V220H208L209 217H208ZM210 215H211V216H210ZM262 215H264V211H263ZM33 218H37V222H36V219H33ZM200 218H201V221H200ZM247 219H248L249 223L252 222L251 219H249V218H247V217H246V218H243V219H242V220H243L242 222H244V223H248L247 221H246V222L244 221V220H247ZM181 220H182V219H180V221H181ZM210 220L212 221V219H210ZM224 221H225L226 224L229 223V224H227V225L224 223L225 226H226V228H227V227H232L233 225L238 224V222H240V221H237L236 219H234V220H229V219L226 220V219H225ZM40 222H41V221H40ZM200 222H203L202 225H204V226H206V227L209 226V228L207 229V228L205 227V228H206V229H205V228L202 226L203 229L205 230V231H203ZM209 222H210V221H209ZM179 223L181 224L182 222H179ZM53 224H54V228H55V229H56V228L58 229L57 223H56V225H55V223L53 222ZM19 225H20V224L17 223L16 226H19ZM37 225H38V227H37ZM197 225H198V226H197ZM199 225H200V227H201V230L199 229V231H202V233H203V234H200V236L198 235V232H199V231H198ZM262 225H263V224H262ZM21 226H22V228H23V230H24V226H23V225H20V226L18 227V229H19V228L21 229ZM255 226H256V225H255ZM262 227H263V226H262ZM262 227H261L260 224H258L254 231L258 232V230H259V231L264 230V228L262 229ZM59 228L62 229V227H59ZM193 228H192V229H193ZM260 228H261V229H260ZM20 229H19V230H20ZM34 229L32 230L33 232H34ZM37 229H36V231H35L34 233L39 234V236L42 235V237H41V240L38 238V239H36V241H37V243H38V241H40V243L42 244L43 239H46V238L48 239V237H47L48 235H47V232H44V228H43V227L40 228V231H37ZM41 229H42V231H41ZM48 229H50V227H48ZM48 229H47L46 231H48ZM192 229H191V230H192ZM209 229H210V230H209ZM21 230H22V229H21ZM23 230H22V231H23ZM186 230H187V228H186ZM182 231H183V230H182ZM182 231H177V232H175V233H173V234H175V236L177 237L178 235H179V236L181 235L180 233H181ZM39 232H40L41 234H40ZM42 232L45 233V234L43 235ZM48 232H49V231H48ZM92 232H93V235H94V233L96 232V230L93 229V230L91 231V233H92ZM118 232H120V230L117 231V233H118ZM178 232H179V233H178ZM210 232H211L212 234H211ZM215 232H216V233H215ZM217 232H218V234H217ZM256 232H254V233H256ZM87 233L90 234V232H86V234L84 233V234L86 235V238L93 236L92 234L88 235ZM176 233H178V234H176ZM199 233H201V232H199ZM223 233H224V234H223ZM241 233H242V231H238V232L231 233L230 235H228V236H229V237L227 236L228 242H233V241H243V244H244L246 247L250 246V244H249V242H248L247 240H246V241H245L244 239L241 240V236H242ZM37 234H36V235H37ZM95 234H96V233H95ZM221 234H220V235H221ZM239 234H240V235H239ZM0 235H1V234H0ZM46 235H47V236H46ZM85 235H84V236H85ZM87 235H88V236H87ZM154 235H155V234H154ZM194 235H196V236H194ZM216 235H218L219 237H217ZM44 236H46V238H43ZM175 236L173 235V237H175ZM179 236H178V237H179ZM198 236H199V237H198ZM37 237H38V236H37ZM37 237H36V238H37ZM176 237H175V238H176ZM178 237H177V238H178ZM220 237H222V238H220ZM0 238L2 239L1 236H0ZM179 238H180V237H179ZM188 238H186V239L188 240ZM200 238H201V237H200ZM200 238L197 239V240H200ZM209 238H211V239H209ZM1 239H0V242H1ZM189 240H188V241H189ZM208 240H211L210 243L213 244V246H214V250H213V248H212V247H213L212 244H209V243L207 244V246L210 245V247H211V251H210V249H209L207 246H205L206 243L208 242ZM44 241H45V240H44ZM46 241H47V240H46ZM52 241H53V240H52ZM52 241H51V242H52ZM189 242H190V241H189ZM200 242H206V243H204L205 245H203V244L201 243V244L203 245L202 248H201L200 246H198V245H200V244H199ZM215 243H217V244H215ZM195 244H196V245H195ZM70 245H72V244H69V243H68V246H70ZM185 245H186V249H185L186 251H187V246L190 247V246L193 245L194 248H193V246H192V251H189V250H188L189 252H186V251H184V248H185L184 246H185ZM32 246H33V245H32ZM32 246H31V247H32ZM195 246L199 247L200 249L198 248V249L194 250V249H195ZM197 247H196V248H197ZM204 247L208 248L209 251H208V249H205ZM218 247H219V248H218ZM222 247H223V248H222ZM254 247H255V246H254ZM32 248H33V247H32ZM248 248H249V247H248ZM255 248H256L255 250H257V249L260 250L261 247H260V248H259V247H255ZM68 249H69V247H68ZM202 249H203V250H202ZM216 249H217V251H215ZM218 249H219V250H218ZM253 249H254V248H253ZM131 250H132V249H131ZM193 250H194V251H193ZM197 250H198V251H197ZM201 250H202V251H201ZM205 250H206L207 253H204ZM221 250H222V251H221ZM261 250L264 251V249H262V248H261ZM132 251H133V250H132ZM213 251H214V254H213ZM220 251H221V252H220ZM90 252H92V251H90ZM133 252H134V251H133ZM133 252H132V253H133ZM198 252H200V253H198ZM215 252H216V253H215ZM217 252H219V254H217ZM222 252H223V253H222ZM88 253H89V252H88ZM189 253H190V254H189ZM192 253H193V254H192ZM210 253H211V254H210ZM40 254H41V253H40ZM43 254H45V253H42L41 256H43ZM94 254H95V252H94V253L92 252V253L90 254V255H91V258H93V259H94L95 256H96V254H95V256H93ZM112 254H113V253H112ZM112 254H111V255H112ZM133 254H135V252H134ZM187 254H189V255H187ZM205 254H206L208 257H207ZM208 254H209V255H208ZM215 254H216V256H215ZM224 254H225V255H224ZM239 254H240V253H237V255H239ZM51 255H52V254H51ZM88 255H89V254H88ZM90 255H89V257H90ZM185 255H186V256H185ZM191 255H192V256H191ZM198 255H200L202 258H204L205 263H204L203 259H201V257H199ZM202 255H203V256H202ZM211 255H212V256H211ZM240 255H242V253H241ZM44 256L46 257V254H45ZM44 256H43V257H44ZM48 256H50V255L48 254L47 257H48ZM52 256H54V255H52ZM92 256H93V257H92ZM189 256H191V257H189ZM205 256H206V259H207V260L205 259ZM210 256H211V257H210ZM223 256H221V257H223ZM43 257H42L41 260H42L43 262H45V261L43 260ZM50 257H51V256H50ZM50 257H49V258H46V259L44 258V259L46 260V262H47V261H51L52 258H50ZM164 257H165V256H164ZM164 257H163V259H162L164 262H165V259H166V261H168V260L170 259V258L168 259L167 257H166V258H164ZM185 257H186V258H185ZM209 257H210V259H209ZM176 259H175V260H176ZM211 259H212V262H211ZM218 259H219V260H218ZM68 260H69L68 263L65 262L66 264H72V263H73V262H72V259L70 260V258H68ZM213 260H214V261H213ZM70 261H71V262H70ZM73 261H77V260H74V259H73ZM169 261H173V259H170ZM178 261H179V262H178ZM182 261H181L179 264H181ZM40 262H41V261H40ZM46 262H45V264H48V263H49V262H48V263H46ZM77 262H78V261H77ZM77 262H74L73 264H78ZM65 263H63V264H65ZM166 263H168V262H166ZM183 263H182V264H183ZM198 263H197V264H198ZM39 264H41V263H39ZM42 264H43V263H42ZM171 264H174V263L172 262ZM187 264H188V263H187Z\"/></svg>",
	"mask_w": 264,
	"mask_h": 264
}]
</instances>
